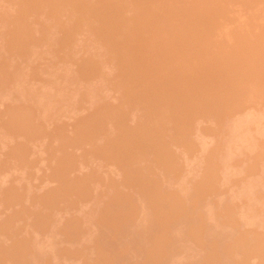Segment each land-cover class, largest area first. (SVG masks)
I'll use <instances>...</instances> for the list:
<instances>
[{
    "label": "rangeland",
    "instance_id": "obj_1",
    "mask_svg": "<svg viewBox=\"0 0 264 264\" xmlns=\"http://www.w3.org/2000/svg\"><path fill=\"white\" fill-rule=\"evenodd\" d=\"M46 1L47 0H45V1L41 0V2H46ZM49 1L50 0H48V2ZM98 1L99 0H89V2L92 3V4H96ZM152 1H153V3L156 1L154 6H151ZM32 2L34 3L35 1L33 0ZM37 2H39V1H37ZM50 2L53 4V5L52 4L51 5L54 6L53 1L51 0ZM198 2L195 1V0H146V5H144L145 7L143 6V9H142V11H143L142 18L146 21L145 22L143 20L145 22V23L143 22L144 25L146 24L147 26L145 25L144 28H142V29L140 28V29L137 30V32L135 33L136 35L134 36V38H136V39L133 38L134 41L132 40L133 43H130L132 41H130L129 43L126 42V45L127 46L132 45V47L131 46L129 47L130 49L128 47H126V48L124 47V46H126L124 44V41H122V43H123L122 46L120 44L121 41H118L120 45L115 42L116 44H114L113 46L119 45V47H118V49L115 48L116 46L115 47H112V50L113 49L116 50V53L113 50L114 51L113 53L115 55V57H114L113 56V53H112V50L110 51V53H112V54H110L109 52L106 53V49H109L108 47H110L111 44L109 46L107 45V48L106 49H105L106 46L103 45L104 42L106 44V42H107L106 40H108V42H107V44H108L110 38L107 39V37H106V40L103 39V43L102 44H100L99 42L97 43L96 39H93L92 38V36L93 37H96L95 34L97 35V38H98L97 30L94 27L95 25L94 24H92V25L90 24V26H93L94 25L92 28L94 30H96V33H94V35H92L93 34V33H91L92 31L89 30V29L92 30V28L89 26L90 28L89 29H86L87 27L85 26V24L87 23V21H85L86 23L84 22L85 24L82 23L85 26V29L84 30H81L82 33L79 34L78 32H80V31H78V32L75 31V32L78 33V35H72L71 34V37L72 36L73 37L72 38L69 37V38L71 40H73V41L67 40V39H69V38H67V39H65V40H67L66 41L67 42L66 44H64L63 41H62V38H63V36H64L65 33L60 28H56L54 30V33H55V36L54 37H57L58 38V41H59V42H57L58 44L55 43L57 45L52 44V46H51V43L50 42L47 43V42L41 40V32H40V30L46 28L48 26V24L51 22V19H50V14H51L50 13V9L44 10L41 13H39L38 15H35L34 14L35 16H33V17H31V15L29 17H26V16L24 17L27 20H28V18L30 20L32 18L33 23L34 22L37 23V24L34 23V24H36L37 27L34 25V27L36 29H35L34 33H32L31 36H30V38H31L30 41H34L33 42L34 45L32 43V46H31L32 49H31L29 47V45L27 46V44H25L27 40H24V38H22V39H20L18 41H16L14 39L16 36H17L16 39L17 38L19 39V37H21L19 35L22 34L23 32L21 33L20 31H18V32H20V34H19L17 31L16 32L14 31L10 35V31H8L9 24L6 23V22H4V20L2 19L1 13H3V12L5 13L8 10L9 11L11 10L13 12V10L16 9L15 7H16V3L17 2L16 1H11V0H0V73H1V70L4 68V66H6L8 68H11V69L12 68L13 69L15 68L17 70V71L15 70L17 72V74L16 73H14V74H16L15 76H17V77H14V78L16 80H20V84H17L19 81L17 82L13 78L15 80L14 82H17L16 83L17 85L12 84V83H14L13 80H12V82L7 81V83H4L3 86L0 85V114H3L4 113V115H5V116H3V115L1 116L0 115V222H1L0 223V226H1L0 227V241H3V243L5 245L2 242H0V243L3 244L4 247L6 246L5 247L6 249H5L1 245L0 246V247H2L1 249L8 250L10 247L14 246V248L12 247L13 250L12 249H9L8 252L10 250L11 251H15V245L18 246L19 243H20V241H23V240L30 241L29 239H31L32 236H33V238L35 236V239H34V240H36L35 243L32 242V241H34L33 238L31 239V242L35 244V245L32 244V246L34 245L36 247V249L33 250V247L32 246H28V247H26V249L28 250V252L29 251L31 252L32 250L33 251L40 250V252L37 253L38 256H39L40 253H45L47 251L45 253V257H46V254L48 252H51L52 254L53 253H57L59 255V256H57V254H55L57 256V258L53 254V256L55 257V259L52 258V259H54L53 260V264H112L114 262V260H115L113 258L116 257L115 256L116 255L115 252H116L117 249L120 248L119 246L121 244L119 245V243H121L122 242L121 241L122 238L125 237L124 231H126V230H124V231L122 230L123 231L122 234L120 232L121 237H122V235H124V236L122 238H120V240H119L118 239L120 237V234L118 233L119 232V229L118 230L117 229H112L113 231H111L110 230L111 227L108 226V223L110 224V222L107 221L106 219H105L106 222H105L104 219H101L100 220V218H99L100 217V214H102V213L104 214L105 212H107V209H109L110 206H111L110 205L109 208H107L108 207V205H107V207H106V204H108L107 203L108 200L106 199L107 198L106 196H108V199L110 200V203L109 204H113L111 206V208L113 209V211H112V209H109L108 211H110V213L112 211L111 214H113L114 211H115V213H118V215L120 214L119 217L116 214V216H112V218L118 217V221H117V219H114V220H116V222L119 223L120 221L125 220V218L127 219L128 217H131L132 216L131 217V222L133 223L132 218L134 220V217H137L136 214L138 212H139L140 216H142L144 214V213L142 214V213H140V211H138L139 207L141 208V210H143L145 208L144 206L146 205V204L144 205V203H147L148 200L151 199L153 196L159 195L158 197L161 198L160 195H164L165 192H168L169 193V191H171V193H172L173 190H175V191L178 190L179 191L180 188L183 186L182 188H184V187L187 188L186 189L187 192L186 191L184 192L185 188L182 191L184 193H187V194L182 195L183 194L182 191H180V194L182 196H185L184 199L187 198V197L189 198V205H186L185 208L191 207L192 208L191 211H192L193 208H195L194 207L195 205H196V209L199 206L200 208L198 210L200 211V213L203 212L204 216H201L202 214L199 213V217L196 218L197 217L198 210H197V213H196V210L195 211L193 210V213L196 214V216L193 217L194 216L193 213H190L188 211V210H190V208H189L187 211L191 214V216H190V214L186 210L185 211L183 210V209H185L183 207L182 208V210H183L182 213L183 212L184 213L182 215H184L187 212L186 213L187 215L185 214L187 218H186V220L182 218V220H180V221L181 222L183 221V223H184V220H185L186 223H187L188 222L187 219L189 218V216H190V219L189 220H194L195 218H196V220H199V218L201 216V217H205L204 219L203 218H200V220L203 221V222L205 220V222H204L205 224L203 222H201V223H198V225L193 226L194 224H197L196 223V220H195L194 221L195 223L193 221H190L192 223L188 222V223H190L189 225L185 223L186 226L183 225V226H185V227H183L182 224L179 223L180 226H182L184 229H186L188 227V230L187 229H186L187 231L186 230H183L182 233H184V232L186 233L187 232V234H190L191 237L193 238V235H192L193 232L196 233L195 230L201 231V233L204 232L203 231L204 230L203 228L204 227L206 228V226H204V225H207L206 223L208 222V224L211 227H213V228H212V231L209 230L210 231L209 233H208V230H206L207 232L205 231L208 234V236L207 235L205 236L204 235L205 233L204 234L202 233V237L205 236L204 239L207 237V241L205 240L206 242L204 241L205 243L202 242V244L203 243L206 244V246L204 245L205 246L204 248H206L207 250L210 249V248L217 249L216 250L217 252L212 250L211 253L208 254V256L211 255L212 252H215V254H217V255L222 254L221 252L223 251V249L225 250V247H226V249L228 251H229L228 248H233V250L230 249L231 251H229V254H230L229 255V258L231 256V254L235 253V252H232V251H236V253L234 255H232L234 257L231 256L233 258V260H236V259L238 260V261H235V264H236V262H241V264L243 262L245 264L247 262H248L247 264H262V263L264 264V259L262 258L264 256L263 255L264 254V247L261 248L263 246L262 244H264V241L262 243H257L258 240L254 239V236H256V235H258L257 236V239H258L259 234H260V237L259 238H264V236H263L264 235V211H263L264 210V155H262V153L264 154V151H262L263 148H264V92H262L264 90V72H263L264 71V68H262V65H261V64L264 63V0H203V1L198 0ZM207 3L208 4H211V5L213 4L212 6H210L213 9H211L209 7L210 10H211V11L208 10V11H210L209 14L207 12V9H208ZM219 3H220V6H219ZM112 4H113V8L115 6V9L119 8L121 10L126 11L128 15L131 14L130 11H127L129 5L131 4V0H113L112 1ZM205 5H207L206 6L207 9H206ZM213 6L214 7L217 6V7L214 8ZM218 7H219V9H218ZM204 8H205V10H204ZM115 9H114L115 13H118L119 10L118 9L115 10ZM5 10H7V11H5ZM177 10H179V11H177ZM12 12H10V13H12ZM178 12H179L180 15H178ZM184 12H186V13L184 14ZM203 12H205V14H201ZM206 12H207V14H206ZM205 15L206 16L208 15V16L206 17ZM27 16H28V14H27ZM199 16H201V18ZM73 17H74V10H73V8L71 6H68L67 9L65 10L64 14L62 15L61 22L63 21L64 23H70V22H72ZM202 18H204L203 19L204 22H202ZM175 19H177V20H175ZM158 20L160 21V23L161 22L162 23H166L167 25L170 26V29L171 30L170 29H168V30L171 31V32H169V31L168 32L171 33V35L168 34L169 36L167 35V37H166L165 35L164 36H158V35L155 36L157 33L155 35L152 34V33H154V31H152L153 30L152 28L154 27V25H156L155 24L156 22L158 23ZM174 20H175V22H174ZM194 20H196V21H194ZM91 21L92 22H95L92 18H91ZM96 21H97V19H96ZM170 21H172V22H170ZM186 21H187V24H186ZM188 21H190L191 23L188 22ZM92 22H90V23H92ZM88 24H89V22H88ZM88 24H86V25H88ZM58 25H60V24H58ZM113 25H114V22H113ZM188 25L190 27L189 28L188 27L186 28V26H188ZM97 28H98V26H97ZM80 29H83V28H80ZM113 29H116V30L118 29L119 30L120 28H118V26H116V27L112 28V30ZM116 30H114V32ZM118 30H117V33H118ZM150 31H152V32H150ZM75 32L73 34H76ZM15 33H18V35H16ZM185 33H187V35L184 36ZM14 35H15V37H14ZM137 35H138V37H137ZM139 36H141V37H139ZM102 37L104 38V36H102ZM164 37H166V39H168V37H169V39L165 43H163V41L166 40ZM60 38H61V40H59ZM91 38L96 42V45L93 42H91V41H93V40H91ZM99 38L101 39L100 36H99ZM30 41H29V43H31ZM69 41H71L72 43L70 44ZM111 42H112V40H111ZM22 43L25 44V46H27L26 47L27 49L30 48V49H28V52L27 53H23V52L19 51L17 48H16V51H10L8 49L9 45H13L14 46V44L20 45ZM61 43H63L64 45H62ZM98 44H99V46L102 45L104 47L101 46L99 48L97 46ZM133 44H135V45H133ZM66 45L68 47H66ZM192 45H193V47H192ZM188 46H190L192 48H190ZM122 47L124 49H127L128 50V53L126 52L127 50H123ZM187 47H188V49H187L188 51L189 50L190 51L192 50V51L191 52H187L186 51V48ZM26 48H25V50H26ZM72 48H73V51H74L73 52L74 53V56H73V53L71 52L73 57L70 56L71 55L70 51H71ZM131 48H132V50H131ZM50 50L51 51H55V52H50ZM118 50L120 52H125V55H122L124 53H122V54L120 53L119 54ZM130 50H131V52H130L131 55L129 53ZM67 52H69L70 58H73L72 60L69 59ZM76 52H77V54H76ZM103 52H104L105 55H102ZM185 52H186V54L188 53V54H191V55L193 53L194 54V57H193V55L192 56L191 55H188V54L185 55ZM43 53H47V54L44 55ZM52 53H54V54H52ZM87 54H89V55L91 54V58L90 59H92V57L93 56H96V55H98V57H100L102 55L101 58L103 59L105 57L106 58L105 60H107V58H108V60H110L112 58L113 59L115 58V60H112V62L115 61L114 63H112L111 61L108 63L105 60H103L102 61L103 63L106 62L109 65L106 66L105 65L106 63H105L104 65L106 67L103 68V73L101 72L102 73V75H101L102 77L106 73H109L110 76L112 77L110 79H113L114 78L115 80L112 81V82L110 80L108 81L107 80L108 78H105L106 79L105 80L104 77L103 78L102 77H99V74H98L97 75L98 76L97 78L98 79L99 78L100 79L101 78L104 79L105 83L108 84L107 85L104 82H103L104 84H102L101 83L102 80H100V79H99L100 81L97 80L96 79V75H94V76L92 75V76H90V78L89 77L87 78L86 77V74L88 76V74L90 75V73L89 72L88 73L84 72L81 69L83 67V65H82V67L80 66V63L82 64L84 62L82 60L86 59V56H87V59L89 58V56ZM99 54H101V55H99ZM106 54H109L111 57L112 56L113 57L110 58V57H108L109 55L106 56ZM116 54H118L119 56H117ZM135 54H136V57H135ZM128 55H130V57H129L130 59L127 58ZM75 56H76V58H75ZM123 56H124V58H123ZM131 56H132V58H131ZM184 56L186 58V61L184 60ZM152 57L153 58L155 57L153 64L151 62V60H152L151 58ZM187 57H189L190 60ZM94 58H97V57H94ZM94 58L92 60L94 61V64L95 65L97 64V62H99V65H100V63H102L101 61H99V60H101L100 58H99V60L97 59L98 61L97 60H94ZM116 58H117V60H119V62L121 61L122 64L125 63L123 65V67H121L122 66L121 63L116 62L117 61ZM133 58H134V60H136V58H137V60L136 61L131 60ZM194 58H195V60H192ZM126 59L127 60H131L133 62H136V66H134V68H131L130 70H127V68H129V67L126 65V62H123V61H127ZM140 61L143 62V64L146 63V62L148 64L150 62L152 65H150V68H148L149 66H147L146 64L143 65L142 63H140ZM187 61L189 62V65L188 64L187 65L185 64V63H188ZM190 61H193V62H190ZM103 63L101 64V67H103L102 66ZM117 63H118V65H117ZM193 63H195V64L197 63V64L196 65H192ZM198 63H200V65ZM113 64L117 65L118 68H116ZM137 64L139 66H137ZM14 65H16V67H14ZM99 65L97 64L96 67H98ZM140 65L142 67H140ZM190 65L192 66V68H194V70H192V68H190L191 67ZM51 66H53V67H51ZM144 66H146L148 68V72L147 71H143V69L146 68ZM153 66H155L156 70L155 69L152 70V68H154ZM195 66H197V67H195ZM139 67H140V69L143 68L141 70V72H143L144 74H145V72L147 74L149 73L148 76H147V74H145V77H144V74L143 73L141 74ZM187 67L190 68V69H187ZM263 67H264V65H263ZM195 68H196L197 71H195ZM78 69L80 71V74L85 75V76L82 75V77L84 78V80L80 76V74H78V76H77V74L74 73V71L77 72ZM80 69L83 71V73H82V71ZM120 69L121 70H125L126 69L127 72L125 70V73H124ZM132 70H134L136 72L129 75L128 71L130 72ZM144 70H147V69H144ZM190 70H192L194 73L192 74V71L190 72ZM65 71H70L69 73H71V71H73L72 72V75L75 74L73 76L74 77L73 79L78 80V79L81 78L80 79L81 82L79 81V83L77 82L78 84L77 83L75 84L74 83V80H73V82H71L72 84L71 83H67L66 80H69L72 75L71 76H68L69 73H67ZM149 71L151 72V74H150ZM153 71H156V72H154L155 73V76L157 75V72H159L160 75L158 74L156 76V78H154V76H152V75H154ZM104 72H106V73H104ZM119 72L120 73L123 72L124 74L122 73L120 75ZM137 72H139V73H137ZM165 72L167 74H165ZM57 73H59V74L57 75ZM60 73L61 74H64L65 73L64 75L66 77L67 76H68V78L70 77L69 79L68 78L65 79V82L66 83L61 82L62 79L61 80L59 79V77L63 78V76H64V75L63 76H59ZM126 73H127V76L128 77L122 78V77H125L126 76ZM172 73H173V75H172ZM138 74H140V75H138ZM134 75H136V76L134 77ZM161 75L163 77H165V78H163ZM166 75H168L169 77H167ZM171 75H172V78H171ZM75 76H77L79 78L77 79V77H75ZM119 76H122V77H120L122 79H119L118 78ZM149 76L150 77L152 76L155 79V81L158 79V76H160V79H162L161 80L162 81V84L160 83V88L157 87V86H159L158 82H160V79H158L159 81L155 82V81H153V78H151L152 81L150 80V82H149L147 80V79H150ZM92 77L93 78L95 77V79H92ZM166 77H167V79H166ZM51 78H52V81L54 80L55 83H56L55 80H60L61 83L59 84V87H60V85H65V86H63V88H65V90L62 87H61V89H59L58 86L55 87V85L53 84V82H51V80H50ZM176 78H177V80L179 82L181 80L180 78H182L183 81H184V79H189V78L191 80H189V81L186 80L184 82L181 80V82H180L181 84H178L179 82H177ZM248 78L250 79L251 82L254 81L253 84L255 86L254 85H251V86H254L252 88H255L256 87L255 88V91L251 88L253 90L251 92H254V93H252L254 95H251V96L254 97V98H252L253 100L250 98L251 97L250 94H249L250 91L248 92V89H249V86H250V83H251L250 81H249L250 83H249L248 87H246V88H248L246 90L248 93L247 92L246 93L244 92L245 94L242 93V91H245V89H246L245 88V83L248 84V82H247L248 81L247 80ZM252 78H253V81H252ZM128 79L130 80V82L131 81L132 82L131 83H129V81L127 82ZM116 80H117V83L118 84L122 83L121 85H123L124 87H122L121 85L119 86L117 83H113V82H116ZM122 80H124V81H122ZM46 81L51 82L50 84L53 85L52 87L53 88L55 87L57 89V90L54 89V90H56L55 92H57L58 89H59V91L63 89V91H61V94L63 96H67V97L70 96L69 97L70 100L71 101L73 100V102L70 105L69 104V100H68L69 98H67L66 100H68V105L69 106H66L65 108H63L62 106L63 105L65 106V104L67 103V101L64 99L66 103L63 102L64 104L61 105V103H59V102L61 100H63V98H61L60 101H59V99H56L58 101H56L54 99V102L55 101H56V103L58 102L59 104L58 103L57 104L59 106H61L63 109H65V112L63 110L62 111V114L59 115V117H60L59 119L58 118H55V116L53 115L55 120H57V119L59 120V121L57 120V124H59V123L61 124V125H58L59 127L56 126L57 125L55 123L56 121L53 122L54 119H51L52 122H51V120H50V122L47 119L45 120V118H47L45 116V114H48L50 112L44 113V116H45L44 118L42 116L43 114L40 115V116H42L41 119H40V117L38 116L39 115V111L36 110V108L37 109L39 108L38 103L41 100L45 101L44 99H45V97H47V95L45 94V92L49 88H51V85H50V87H47V84L48 83ZM68 82H70V80ZM108 82H111V83H113V85L114 84H116V85H114V87H113V85L112 86H109L111 83H108ZM125 82H127V83H125ZM128 83L131 85L130 87L127 86V85H129ZM151 83L154 85V87L151 85ZM183 83H185V84H183ZM8 84H9V86H8ZM94 84H96V85H94ZM97 84L101 88H99ZM91 85H94V88L97 86L96 89H94L93 86H92L91 92L93 91V89L99 91V92L96 91L98 93V95L96 96V98L94 97L95 96L94 93H96V92H92V93L89 92L90 94L89 93L87 94V91L86 90ZM155 85H157V86H155ZM179 85H182L183 87L186 86V88L189 85V88L192 87L193 89L190 88V90H189V88L186 89L184 87V89L182 88V90H181V87L182 86L180 87ZM118 86H119V88H118ZM132 86L135 87V89H133ZM150 86H152L153 88H155V91L153 89H151L152 87L150 88ZM243 86H244V90L241 89V87H243ZM19 87H21L22 90H20ZM126 87H129L130 90H134V93H136L134 96L131 95L132 102H131V98H128L129 96H127L128 100L126 98L127 101L124 100V98H122V94L123 93H121V92H123V90H125L124 91V94H125L126 91H127V89H128V88L126 89ZM199 87H201V88L203 87L202 90H200L201 88H199ZM117 88L118 89L122 88L123 90L120 89L119 90L120 92H119L117 90ZM177 88H179V89H177ZM23 89H24V93L22 92L20 94V91H23ZM156 89H157V91L159 90V92H161V89H162V93L161 94H163V96L159 92L157 93L156 92ZM175 89L178 91V93L180 91H183L184 90V93H186V95H190V94L193 93L192 97L195 96V98L193 97L194 98L193 99L191 97V95H190V100L191 99L194 100L195 101V104H197V101H198L199 105H201V107L199 105H196L197 107L199 106L198 108L200 110H198V112H197L198 114L196 113L197 115H195V107L196 106H195L194 102H192L193 104L189 103L188 106L191 107L192 109L189 110V107L187 106L188 110L186 111V107H185V111H186L185 114H188V117H185L184 120L182 119V117L181 118L179 117V116H183V109H184V107H183V109H182V106H181V108L179 107L178 108V111L175 112V114H173L174 117L176 115H178V117H179V118H177V116H176V118L174 120L175 122L178 121V120L176 121V119H180L179 122L181 121V119L183 120L182 121L183 123L181 122L182 123L181 126H180L181 123L180 124L178 123V126H179L178 128H181L182 129L181 135H183V133L186 132V133H184L186 135V137H184L183 140H180L183 136L178 135L181 138L180 139L178 137H176V138H178L180 141H178L176 138L175 139L178 142L177 141H174V138H172L171 136H177L176 135V132H175V129H174L175 128L174 126H177V125L172 122L174 124V126H171V127H173V129L171 130V128H170L169 131H168V129H169L168 127H167L168 129L167 128H165V129L168 132V134H169L170 131H171V133H172V131H174L175 134L173 135V133H174L173 132L172 135L169 136L170 134L167 135V133H165L166 131L164 133L166 134L167 137L169 136L168 140L171 138L172 141L171 140L170 141L171 142L174 141V144H172V150H171V148L169 150L170 151V155L173 152V154H172L173 156H170L168 154L170 156V158H169L167 156V153H165L168 158L165 157V156H164L165 157L164 158L163 157V155H165V154H163L164 152L163 153L162 152H159V153L157 152L158 154H160V153L163 154V155L161 154V156L157 154L159 157H157V155H154L156 152L153 153L154 156L153 155L151 156V154H150L149 151H145V152H147L146 153V156H147L146 159L143 158L145 160V163H146L145 164L144 161L142 163H140V161L143 160L142 157L143 156L145 157V154L144 155L143 154L140 155L141 152H139L138 155H140V157L141 156L142 157L140 158L141 160L137 161L138 160L137 158H139V156L137 157V154L135 155V153H137L138 151H134L135 150L134 149L133 150L134 153L133 152L132 153L134 154V157L136 156V159L135 160L137 161V164H135L134 163L135 160L134 161L132 160L133 159L132 154H129V157H128V153H131L132 149L130 150V152H128V150L127 151L123 150V149H125V147H124V145H123L122 142L125 141L124 144H126V142H127L126 140L131 139V137L133 136L134 133L135 134L139 133L140 132L139 128H141L140 126H142L143 124H144V126H146L148 124V123L147 124L144 123V122H148V120H147L148 118L147 117H149V122H151L150 118H152V117H150V116H152L153 108H152V110L150 109L152 111L151 113L148 110L150 107L147 110L145 109L147 111V113L144 110V106L145 105L149 104V105H147V107L148 106H151L150 103L147 102V101H149V98L148 97H152L151 95L154 96V94H156V96H155L156 98L154 97V99H156V100L158 99V100H161V101L163 99L164 101H166V100H168L166 98H170L171 97L170 93H172L173 95H176V93H175L176 90ZM185 89H186V91H185ZM203 89H205V90H203ZM256 89H257V91H256ZM260 89H261V91H259ZM17 90H19V92ZM50 90H52V88ZM151 90H153L154 94L148 95V93H151L152 92ZM191 90H193V92ZM197 90H198V92L199 91H202L203 100H204V96H205V99H206L205 102H207L208 105L210 103H212L213 105H215V102L218 101V100H219V102L216 103L217 105L222 102L218 107H217V105H215L218 108V110H216V107L214 109V106H213V110H212V107L210 106L212 104L209 105L211 108H208V106L206 107L207 104L204 103V101L203 102H199V101H202V97L198 94ZM206 90H207L208 94H205L206 93ZM88 91H90V89H88ZM53 92L54 91L52 90V93H50L52 95H49V92H48L49 97L52 96L51 97L52 99H53V96H54L53 95ZM187 92H189L190 94H188ZM216 92L217 93L218 92H221L220 94H222V95L224 94L223 95V99L217 98L218 100L214 101V99L216 98V97H214V99L212 98L210 100V98H209L210 94L213 93L215 95ZM58 93H60V92H57V94ZM165 93H169V95H168L169 97L168 96H165V95H167ZM194 93H195V95H194ZM199 93H201V92H199ZM256 93L257 94H260V95H258V97H256L257 96ZM22 94H25V96H26V94L29 95V96L30 95L32 96V94H33V98L32 99L35 100L36 102L39 101V102H37V104H35V108L33 107L32 102L33 103H36V102H34L32 100L31 101L30 100L25 101L26 99L31 98V96L30 97L27 96V97H29V98H27L24 95L22 96ZM61 94H59V95H61ZM91 94H94V96H92ZM124 94H123V97L124 96L126 97V95H128V94H126V95H124ZM196 94H198V97H196L197 96ZM213 94L210 97H212ZM220 94L218 93V94H216V96L218 95V97H222V95H220ZM42 95H43V97H44V95H46V96L42 99ZM89 95H91L92 97L89 96ZM243 95H245V96H243ZM61 96H59V97H61ZM145 96L148 98V100L145 99ZM225 96H227L226 99L228 100V102L230 101L231 104H234L233 106L232 105L230 106V103L226 102L227 100L225 99ZM246 96H249L250 99L248 98V100H247ZM161 97H162V99H161ZM200 97H201V99L199 100ZM197 98H198V100L196 101ZM242 98H245V99L244 100H241ZM48 99H50V98H48ZM208 99L210 100V102H209ZM144 100H146V101L144 102ZM158 100H157V102H158ZM220 100H221V102H220ZM238 100H240V102L241 101L242 102L241 103L239 102L240 104H237L236 105V108H235V103L234 102L237 101L236 103H238ZM28 101H30V103H31L32 106L31 105L29 106V102ZM161 101H159V103L157 105H159L160 103L163 104L162 102H164V101H162V102ZM155 102L156 101H154L153 104H155ZM40 103H42V101ZM52 103H53V100H52ZM202 103H203V105L205 104L204 107L202 106ZM26 104L30 107V108L29 107H26V108H29V110H27V111H31L30 109H32V108H33V110L35 109V113L34 112H30V114L33 113L32 117H31L32 122H34V120L36 118L35 116L38 113L37 117H39V119L38 118L37 119L39 120V122L36 120L34 122V124H37V125L40 126L41 124H39V123L42 122V125L40 126L41 128L38 127L40 129L39 132L41 131V134H42V130H43L44 133H45V130H46V132L48 133V134H45V136H39V135H41V134H39L38 135L39 136L38 140L36 138L38 136H35V133H34V130H35V132H36V130H38L37 128L36 129L33 128L34 130L33 129H30V128H32V125L30 126V124H29V127H27L28 130L26 132L25 131L26 129H24L22 126H20V123H19L20 117H18V115H17V114H19L18 113V111H19L18 106L20 108H24L26 106ZM20 105H24V107H22ZM40 105H43V104H40ZM116 105L117 106L119 105L118 108L120 110L118 108H116L117 107ZM133 105L135 107H137V109H139V110L137 111V109ZM192 105L194 106V108H193ZM53 106H56L55 103H53ZM111 106H116V107H114V109H117V113H118V115L116 114L115 119L113 118V120H111V123L109 122L111 125L114 126V129L115 130H113L111 126L110 127L108 126L110 128V129H108L107 124H106V127L104 126V130L105 131H107V130L109 131L110 130V132L112 134H113L112 131H114V132H116L114 134L117 135L118 131L119 130L121 131L122 127L125 126L124 128L127 127L126 128V132L123 129L124 132L122 134V131H121V138L122 139L124 137H127V135L124 136V134H127L128 133L127 130H129L128 135L130 134V131H133L134 133L131 132L130 136H128L127 138H124L123 140H121L120 138L117 140V138H116V142H117L118 146L123 147V149H122L123 151L121 150V153L123 152L122 154H124L125 156L122 155V157H121V154L119 156V155H117L116 153L113 152L115 155L112 154L114 156V158L112 160V155H111V153H109V156H111V158L107 155L108 156V159L110 158L109 161H108V159L107 160H104V159L107 158V156H105L107 153L104 154V155H100V151L97 152L95 150L98 146H96V147L95 146L94 147L92 146V144H93L94 141H96L95 144H97V140H95L97 137L95 139H92V138H94V133H93L94 132V129H92V127L90 129L87 127V129H88L87 131L88 132L86 130L83 131L82 129L83 128H86L85 125L88 126L87 124H88L89 121H90L89 123H91L92 122L91 120H94L93 117L96 116V114H97L96 112L100 111L101 114H103L104 111H105V113H106L107 108L113 109V108H111ZM237 106L239 108H237ZM10 107H12V108L14 107V108H16V110L17 109L18 110L16 111L15 109H11ZM100 107L103 108V112H102V110H99ZM132 107H134V109H136V111H134ZM147 107L145 106V108H147ZM205 107L208 110L211 109L210 110L211 112L210 111L203 112L204 109L206 110ZM26 108H24L23 110L25 111ZM8 109L10 111H8ZM56 109H54V110H56ZM58 109H60V108L58 107ZM180 109H182V110H180ZM197 109H196V111H197ZM191 110L192 111L194 110V112L191 113L190 112ZM36 111H38V112L36 113ZM58 111H60V110H58ZM131 111H133V113L136 112L135 113L136 114L135 117H134L135 114H133V113L131 114ZM180 111H181L182 115L179 114ZM216 111H218V112H216ZM219 111L222 114H219ZM55 112H54V114L56 115ZM148 112L151 114L150 116H148ZM213 112L214 113L216 112V114L215 115H210ZM229 112H230V114H229L230 116L227 115ZM99 113H98V115L95 118H99L98 116H101V117L103 116L101 114L99 115ZM144 113L147 114V117H145V114ZM15 114H16V117H14ZM50 114H53V113H50ZM92 114H94V116L91 117ZM185 114H184V116H186ZM28 115H29V113L27 112V114L25 115V117H29ZM139 115L140 116L143 115V117H137ZM153 115H154V112H153ZM225 115H227L228 117L226 116L227 117L226 118ZM53 116H52V118H53ZM48 118L50 119L49 116H48ZM83 121L84 122L86 121L85 124L83 123ZM117 121H118V123H117ZM36 122H38V123H36ZM3 123H5V126H4ZM117 124H118V126L120 124H122V125L119 126V128H116V127H118V126H116ZM170 124H169V126H170ZM37 125H35V126L37 127ZM79 125H81L80 126L81 128L79 127ZM144 126L141 129H143ZM3 127H6V129L3 128ZM59 128L60 129L62 128L61 129V132H63V135L65 133L64 137L67 136L66 137L67 139L65 138L66 140H64V137H61L60 136L62 133L60 135L58 134V133H60V130H58ZM54 129H56V130H54ZM116 129H119V130L117 131ZM137 129H138L139 132L137 131ZM181 129H179L180 132H181ZM53 130L55 131V135H56L55 137H54V132L52 133ZM21 131H22L23 134L21 133ZM29 131H31V132L33 131L32 132L33 134H31V132L29 133ZM56 131H58L57 134L59 135V137L57 136ZM89 131H91L92 134ZM50 132H51V134H49ZM101 132H103V131H101ZM110 132H103V133H106V134L108 133L110 135L111 134ZM28 133L30 134V136H32V135H33V137L35 136L34 138H36V139H34V140H36V141H32V137H31V139H30V137H27V136H29ZM37 133L38 132H36V135H37ZM82 133H83V135L85 134L84 135L85 137L82 135ZM87 133H89V134H87ZM97 133L98 132H95V136L98 135ZM24 134H26V135L24 136ZM77 134L78 135L80 134V135L78 136ZM114 134H113V136H114ZM135 134H134V136H135ZM165 134H164V136H165ZM89 135H91V136L93 135V137H90ZM80 136L81 137H84L86 139H83L82 138L83 139L82 140V139H80L81 138ZM86 136H88L89 139H87ZM108 136H107V138H108ZM166 136L164 137V140L165 139L167 140V137ZM76 137H78V138H76ZM99 138L102 139V135H99L98 140H100ZM105 138L106 137L103 136L104 142H105V140H107ZM140 138H141V136L139 135V139L136 137V140H140V142H141V139ZM77 139H80V141L79 140L78 141L81 142V144H79V142L77 141ZM90 139H92V140H90ZM134 139H135V137H134ZM68 140L70 142L71 141H74L73 144L70 143ZM119 140L121 141L120 143H118ZM143 140H144V138H143ZM166 140H165V143H168L167 142L168 140L167 141ZM86 141H87V143H86ZM62 142H65V144H68L69 146H66ZM75 142H77V146H79V145L80 146L77 147ZM82 142L83 143L85 142V144L82 145ZM98 142L100 143V146L101 145H104V143L101 144V140L98 141ZM121 143H122V146L120 145ZM134 143H135L136 146L140 144L139 141H135V140H134ZM150 143H151V141H150ZM168 144L170 145L169 147H171V143L169 142ZM23 145H28V147L24 146L23 150L22 149L20 150V148H22ZM72 145H74V147H70ZM64 146L67 147L66 150L68 149V147H70L68 150L72 152V153L70 152V154L72 155V156L70 155L71 157L69 156V154H67V151L68 150L65 153L67 155H65V154H63L62 156L60 155L63 151H65V148H64V150L62 149ZM220 146L222 148H220ZM25 147H26V150H25ZM217 147H219V150H217V151H219L220 153L219 152L216 153L217 151H215V149H218ZM27 148H28V151H27ZM59 148H61V150ZM220 149H221L222 152L220 151ZM18 150L20 151L19 154H21V152H22V154H24V153L26 154L27 153L26 155L24 154V156H25L24 159H26V160L21 159L19 161L18 160L19 158L18 159L16 158V157H19V154H16ZM97 150H98V148H97ZM136 150H139L138 149V146H137ZM140 150H141V148H140ZM59 151H61V152H59ZM93 151H95L96 154L93 153ZM126 152H128L127 153V157L128 158L126 157V154H125ZM148 152H149V155L152 157V159L155 158V156H156V159L158 158L157 160H159V161L160 160H163L164 161V159L165 160L170 159V160H168L169 161V164H168V161H167L166 164H168V165L165 164L164 167L161 165L162 163H164L163 161L161 163V162H158L157 160L155 161V159H153L154 161L152 159H151L152 161L150 160L151 162H154V163L158 162L157 163L158 164V167L165 168L164 170H162L160 168H159L160 170L155 168V170H156V172H155L152 167H154L156 164L153 166L152 163L148 164L149 166H147L148 167L147 170L144 169V171L146 173H147V171H149V169H150L149 172H152V173H150V176L152 174V178L148 176L149 177L148 179L151 182V184H149V185L152 186V184L154 182L152 183L151 180H154L155 177L158 176L157 179H161V181L160 180L159 181L161 182V184H162V181H163V184L165 185V186H163V184H162V187L161 188L163 189V187H166L165 189H167V191H165L163 189L165 191L163 193L161 191L160 187L157 186L158 188L156 187L157 188L156 191L158 189H160L159 192L158 191L157 192L158 193H161V192L163 193V194H158L155 191L154 186L151 187L152 189L154 188L153 190L155 192L153 190L152 191L154 192L155 195H152L150 198H149V196H147L148 197V200H147V197H145V196H142V198H140L141 197V194L140 193H142V190L140 192V189H142L143 183H144L145 186L147 185V183H149V182H147L148 180L145 178L147 176V174L143 171V168L144 167L146 168L145 165H147V160L149 161V158H150V157L148 158V155H147ZM213 152H215V153H213ZM56 153L58 154L56 156V158L58 156H61L62 158H66V157L69 156L68 159H71L70 161H67V159L64 160L61 157H58L57 158V160H59L58 163L60 162L61 159L63 161H65V162L63 163V161L61 160L62 163L61 162L60 163L62 165L57 164V163L55 164V166H61V167H58L59 170L61 169L60 170V174H61V176H63V175L65 177L67 176L66 178H62L61 176H59L58 175L59 174L58 168H56L54 166V163L53 162H56L57 161V160L56 161L53 160V158L55 157V154ZM97 153H99V154H97ZM22 156L23 155H20V157H22ZM101 156H102V160L99 159ZM176 156L178 157V161L177 162L175 161L176 158H177ZM117 157L121 158L120 160H122V161L125 158L126 159H131L132 160V163L134 165V167L133 166L132 167L133 168H136L137 170H140L141 169V167H140L141 164L142 165L144 164V167H142V170L141 171H142V173L145 174L144 175L145 177H143L142 173L141 174L139 173L140 171H138L139 174L137 172L136 173H132V174H134V177L139 178V179H137V181H139L140 178H144L147 181H145L144 179L143 180L145 182H147V183H145L144 181H143V183L141 182L142 184L139 185L140 187L142 185L141 188H139V186H138L139 183H136L137 185H135V186L138 187V189L134 185H132V184L135 183V182L132 183V180L134 178L131 181H129V179H128L130 177V173H131V172L129 173V171H130L129 169L131 167L130 166L131 165V161L130 160H124L123 161L125 163L124 164L122 161H121L122 162L121 163L120 160H117V159H119ZM130 157H132V158H130ZM172 157H174V158H172ZM72 158L74 159V161H73ZM27 159L30 162V164L32 163V167H28V165H30V164H28L29 162L27 161ZM114 159H116L119 163L116 160L114 161ZM172 159H174V161H175V163L177 165L174 164V161ZM241 159H245L246 162L245 161L242 162ZM22 160H24V161H22ZM21 161H22V163L23 162L24 163L26 162V165L27 166H24V163H23V165H22V163L20 164L19 162H21ZM31 161H33L35 164L33 162H31ZM71 161H73L75 164H73V162H71ZM237 161L240 164H237L236 163ZM113 162H115L116 164L113 163ZM65 163L67 165L69 163V165L64 168L63 165ZM120 163H121V165L119 167V164ZM170 163H171V165H173V166L175 165V166H177V168H179V172L178 173L179 174L181 173L180 174L181 175L180 176L181 178L178 177L179 180L178 179L175 180L176 179L175 177L177 175H179L178 173H176L178 171V169L176 167H174V168L173 167H169L170 166ZM51 164H53L54 167ZM71 164L73 165V167L71 166ZM76 164H77V167H76ZM122 164H123V167H122ZM128 164H129L130 167L127 166ZM135 165H137V167ZM138 165H140V166H138ZM150 165H152V167ZM125 166H126V168H128V167L129 168L126 169ZM166 166L168 168H171V169H169V170H171V172L173 170L172 175L174 174L175 177L172 176V175L171 176L174 177V178L170 179L171 176H170V178H168L169 176L168 177L165 176L166 178H163L164 177V174H166V173H163V171L164 172L165 171L168 172V168H166ZM70 167L72 168V169H70L72 171H69L68 168H70ZM121 167L124 169L123 171L120 170V169H122ZM150 167L153 169L152 171H151V168ZM54 168H56L57 170L54 169ZM174 169L175 170L177 169V170L175 171ZM125 170H129V171L127 172ZM94 171H96V173L98 172V174L100 176L101 175L102 176L100 177ZM62 172H64V174ZM69 172L70 173L72 172V173L70 174ZM122 172L129 173L128 177H127V174H124ZM259 172L260 173L262 172V173L260 174ZM56 173H58V174H56ZM90 173L92 175H90ZM256 173H257V175L258 174L259 175L257 176ZM69 174L71 175V178L67 179L68 177H70ZM135 174H137L139 177L138 176H135ZM262 174H263V176H262ZM93 175H94V177L97 176L98 178H102L103 177V181H102V179L101 180L99 179L100 181L97 180L96 179L97 177H95L93 180H91V178H93L91 176H93ZM140 175L142 177H140ZM169 175H170V172H169ZM260 175L263 178L262 177L259 178ZM51 176H53V177H51ZM86 176H87V178H86ZM153 176H154V179H153ZM84 177H85L86 180L83 179ZM89 177H91V178L88 179ZM132 177L133 176H131V178ZM72 178H73V181L74 182L71 181ZM202 178L207 179V181L209 180V182L212 180L210 183H213L214 184V185L212 184L214 186V188H213V187H211L212 185L210 183H208V182L207 183L205 182L206 185L204 183H202L203 186L205 185L204 186L205 190L203 189L204 192H207L209 194V190L214 189L212 192L210 191L211 195H208L209 197L207 196L208 198L205 199L206 202L205 201H199V200H204V198L203 199H201V198L199 199L198 198V197H200L199 194L202 193L201 192L202 189L201 190H198L197 189V187L199 188L201 186L200 185L201 182L199 184L197 182L201 181ZM54 179H57V181L54 180ZM66 179L69 180L68 183H70V185L67 183V180ZM59 180H60V182H59ZM61 180H62V182H61ZM94 180L98 184H95ZM124 180H126L127 183L128 182H131V185L133 186L132 190L134 191V187H135L136 188L135 189V192H136V190H138V193L140 192L139 193L140 196H137V194L135 196L132 195L133 194V193L131 194V191L132 190L129 189L130 187L128 186V184H126V182ZM135 180H136V178L134 179V181ZM213 180L215 182H213ZM248 180L251 181L250 182L251 185L248 182ZM78 181H81V182L78 183ZM85 181H87V182H85ZM88 181H93V182H90V183H94L95 184L93 186L94 187L93 190H91L92 189V187H91L92 184H90ZM97 181H99V182H97ZM140 181H142V179ZM252 181H253V183H252ZM63 182L66 183V186L63 185L66 188H64L62 186V184L60 185V183H63ZM155 182H158V180H156ZM65 183H63V184H65ZM80 183H82L83 186ZM116 183H118V184H124V186L123 185H120V186L118 185L119 187H122V188L120 189L117 186L118 187V189H117ZM67 184L69 186L68 188H70V189L67 188ZM154 184H156V183H154ZM161 184L158 182L157 185H160L161 186ZM197 184L200 185V186H198ZM208 184L211 185L209 187L210 189L209 188L207 189V187H208L207 185ZM248 184L251 187H249ZM22 185L25 186V187H23ZM84 185H86L87 191L90 190V191H88V193H90V195L88 193H86L87 192L86 191V187H85V190L82 189V187L84 188ZM112 185H113V189H112ZM126 185L128 187H126ZM149 185H147V186H149ZM14 186L15 187L17 186V187L15 188ZM19 186L22 187V188L19 189L20 188ZM59 186L60 187L62 186L61 189H64L65 191L68 190V191H66L67 192L66 195H62L65 191L64 190H63V192L60 191ZM77 186H79V187H77ZM145 186L143 188H144V190L145 189L147 190V188ZM114 187L117 189V191H119V192L116 191V195H113L115 193ZM11 188L12 189L14 188L13 191L11 190ZM77 188H79V190ZM80 188H81V191H80ZM201 188H202V186H201ZM15 189L18 190V193L20 192V193H23L25 195L29 193L27 196H30V198H32V195H33V199L30 200V198H27L28 199L27 202L25 200L23 201V198H26L27 196L24 197L23 194H16L18 196H15V194H14L15 193L14 192ZM56 189L58 191L57 194H61L62 193L61 196L63 198L60 197L59 199H61V198L63 200H66L67 199L66 202H67L68 205L71 204V203H73V204L69 205V208H67V210L64 207H62L64 209L61 208V206H64L66 203H64L63 205H61L60 202L63 203L64 201L63 200H57L56 198L58 196H60V195L57 196L56 193H54L57 196L55 199H56V201H59V203L57 202L59 205L56 204V201L55 200H54L55 202H53L52 205H50L51 204L50 203V200L49 201L46 200L47 199V196L49 197V195L51 194V190H52V192H53V190L55 192H57ZM75 189L77 191H80L79 192L80 194L77 191H75ZM122 189H125V190H123L124 193L126 192V190H130V191H128V192H130L129 194L132 195V196L131 195L130 196L133 197V199L135 198V200L138 199V197H139L140 202H141V199L144 200L143 197L146 198L147 201L146 200L143 201L144 202L143 204H142V202L141 203L138 202L140 204V206L137 204L139 206L138 208H137L136 202H135V204H133L134 207L136 206V208H137V210H136V208H134L135 209L134 212L138 211L136 214L135 213L134 214H131L130 208L126 209V207H127V206H125V205H127L126 203L124 204L125 209L123 207L124 210H122V207H121L122 205L116 204V202H114V203L111 202V199H113L115 196H117V193H120L121 195L124 194V193L123 194L121 193ZM69 190H70V192H69ZM71 190L73 192H71ZM82 190L85 191V192H82ZM146 190L143 192V194L146 192ZM206 190H208V191H206ZM91 191L93 192V194L95 196V199L92 198L93 194H92ZM152 191H150V192H152ZM8 192H9V198H10V200L16 201L15 200L16 198L19 199L21 197L22 199H19V201L22 200L23 203L25 202L27 205L24 203L25 204V206H24L22 204V201H20L19 203H18V201H16L15 202V205L14 204L12 205V202L9 200L8 195H7ZM128 192L125 193V194H128ZM150 192L148 191L149 194H150ZM174 192L172 194L175 195L176 192L175 193ZM197 192L198 193L200 192V193L198 194ZM204 192L202 193L203 194V197L204 196L206 197V194L207 193H204ZM5 193H6V195H5ZM46 193H50V194L47 195ZM68 193H69V195H71L70 196L71 198H69ZM177 193L179 194V192H177ZM12 194H14L13 197H16L15 199L12 198ZM35 194L37 195L36 198H39L38 196H40V198H41V196L43 198H45V197L46 198L45 199H41L43 201L39 202L40 200L37 201V199L34 197ZM81 194H84V195H81ZM87 194L89 196V199H88ZM105 194H106V196H104V197H105V199L107 201L104 200L105 202L103 203V205H105V207L102 204H100V205H102L103 208L101 207L100 210L102 212L99 214L100 211H98L97 209H98V207L100 208L99 203L102 202L103 200L100 201V202H98V200L100 198L103 199V195H105ZM107 194H109L110 196L113 195L114 197L113 196L109 197V195H107ZM120 194H118V195H120ZM145 194H147V193H145ZM10 195H11V197H10ZM45 195H47V196H45ZM181 195H177V196L175 195V197L178 198L180 196L179 199L182 198L181 199V202H183L184 200H183V197H181ZM3 196L7 197L8 200L6 198H4ZM64 196H67V197H64ZM79 196L80 197L83 196V198H80ZM84 196H85V198H84ZM156 197L153 200L151 199L153 201V203H152V201L149 200V202H151V204H149V205L155 204L158 201L159 202V205H163L164 204V206H165V203L166 202L165 203L163 202V201H165L164 199H166V201H170L169 199L171 198V197H169V195L167 196V197H169L168 200H167V198H163L162 197L163 200L160 203V201H159L160 199L157 198L158 199L157 200ZM188 198L186 199V203L188 201ZM3 199H6L5 202L3 201ZM69 199L72 202L69 203ZM133 199H132V201H133ZM32 200L33 201L36 200L37 202L40 203V205L42 204V206H39V205L37 206L35 204V201H34V204H33V201ZM44 200H46L45 202H47V204H45ZM117 200H118V198L116 199V201ZM154 200H156L155 203H154ZM8 201L11 202V204L10 203H7ZM73 201H75V202H73ZM119 201H120V199H119ZM119 201H117V203H119ZM198 202L199 203L202 202V204L198 205ZM75 203H76V205H75ZM183 203H185V202H183ZM250 203L253 205L252 207H254V208L258 209V210H259V208L263 209V210H261V211H263V214L262 215L260 214V216L258 217V215H256V213H258V210L257 211L255 210V212H256L255 213V212H252L251 211L252 210L251 207H250L251 210L249 209V207L247 208V206H248L247 204H249V206H250L251 205ZM34 205H36L37 207L34 206ZM45 205H48L47 206V209L50 206V210L51 211L47 212L49 209L47 211H45V212L44 211H41L40 209L43 208V207H46ZM56 205H58L57 206L58 208L61 205L60 206L61 211L58 212V210H60V209H58L56 211L57 213L55 215L54 214H49L50 212L55 211L54 210V207H56ZM68 205L66 207H68ZM73 205H74V207H73ZM96 205H98V207H96ZM141 205H143V207ZM28 206L30 207L28 209L31 211V213H29L30 211L28 212L29 214L26 211H24V207H28ZM75 206H76V208H75ZM147 206L148 205H146L145 211L149 209ZM94 207L97 208L96 209L97 211H94L95 210ZM151 207L153 209V205ZM151 207H150V210H151ZM154 207H155V205H154ZM33 208H35V209H33ZM104 208H105V210H104ZM25 209H27V208H25ZM28 209H27V211H28ZM43 209L46 210V208H43ZM52 209H53V211H52ZM55 209H57V208H55ZM69 209H71V210H69ZM92 209H93V212L94 213H96V212L98 213V214L97 213L95 214L97 216H95L93 214L95 216V221H97V219H98V221L99 220L100 221H103L104 220L102 222V224L99 223L98 226L103 225L105 227L104 223L105 224L107 223V226L106 227H108V228H106V229H109L110 228L109 230L112 233H114L115 235H117V236H113V234H111V232L108 231L111 234V236L109 238V241H108L106 239H108L107 237H109V235L106 234V232H105V234L107 235L106 239L104 237L105 236V234H104L105 229H102L103 232H99L100 234L101 233L104 234V236H102V237L105 239L106 242L108 241L110 243V244L108 243V245H110V246L114 243L113 242V239L115 237H118L117 238L118 240L117 239H114L115 241L116 240L119 241V243H118L119 246L116 243H114V245H113L114 248H115V246H118V247L115 248V252L112 251L110 247H107V245H106L107 243L106 242H103L105 244L102 243V238L99 240V237H101V235H103V234H101L99 236V234H97L98 233L97 232L98 229L96 228L97 225H95L96 222H94L95 224L92 223L94 221L93 216L90 214V212H91ZM33 210H39V211H36V213H39V218L43 215V218H40V220L42 219V222L41 223L38 220L39 218H37V215L38 214L36 215ZM125 210L127 211L128 214H130V216L126 217L128 214L126 215L124 213ZM18 211H19V215L16 214V213H18ZM23 211H24V213H23ZM261 211H259V212L262 213ZM42 212H43V214H42ZM141 212H144V211H141ZM26 213L29 216H30V214H33L34 213V215L36 216L37 219L34 218L35 221H33L34 219L32 217H35V216L32 215L29 218L31 220H29L27 218V216H25ZM53 213H55V212H53ZM147 213H149V212L146 211L145 214H147ZM253 213H255L256 216L253 217ZM20 214L21 215L23 214L25 217H23V215L20 216ZM40 214H41V216H40ZM47 214L49 215V217L48 216H45ZM123 214H125L126 216L123 215ZM188 214H189V216H188ZM113 215H115V214H113ZM172 215L173 214H171V216ZM14 216H15V218H14ZM89 216H90V218L92 216L93 221L90 220ZM121 216H123V218ZM140 216L138 217V220L144 226V222H145L146 219H144V216H143V217H141V218L144 219L142 221L141 218H140ZM152 216H153L152 214H151V216H146L145 215L146 218H148V217L151 218ZM183 217H185V216H183ZM20 218H22V219H20ZM46 218L49 219L50 222ZM75 218H76V221L78 220L79 222L78 221L76 222L74 220ZM6 219H7V221H5ZM10 219H12L11 221H13V223L11 221H8ZM13 219L14 220L17 219V221L15 222ZM25 219L31 222V225L28 227V229H27V227L22 228V226L24 227L25 223L27 225V222H26ZM52 219H54V220H52ZM70 219H73V221L76 224L79 223L78 225L80 226L79 227V226L75 225V223H74L75 226L72 225V227H75L76 228V226H77V229H78L79 232L81 230H82L83 233L85 232L84 236H80V234L82 232L81 233H78V231L75 229L77 231V232H75L77 234L76 236L79 237V238L81 237L80 239H76L75 241L70 240V238L71 239L73 238V236H74L73 234H72L73 236H71L70 238L67 236L68 234L70 236V234L72 232V229H74L72 227H69L70 226V223L68 225L69 228L66 227V225L68 224V222H69ZM152 219L153 218L148 219V220H150L148 222L150 223ZM3 220H4V223H3ZM37 220H38V222H37ZM43 220H45V221H43ZM46 220L48 221V223H49L50 226H48V223L46 222ZM138 220L137 221H134V223L136 222V224H137V222H138V224H140ZM155 220H156V217H154L153 221H155ZM200 220H199V222H200ZM52 221H54V222L52 223ZM98 221H97V224H98ZM180 221H178V222H180ZM8 222L9 223L11 222L12 225H14V223H16L14 226H12V225L10 226L12 228L14 227V230L15 231H12L13 230L12 228H11V230L8 229L9 228ZM32 222L39 223L40 225H42V226H39V228H41V227L42 228H46V231H48L47 230L48 228L45 225L47 223V226L50 227V228H53V230H50V231H52L51 233H49V232L48 233L47 232L46 233H43L45 229H43V230L38 229V230H40V232H38L35 229L37 227H34L35 225L38 226V224L37 223L36 224L33 223L34 225H32ZM225 222L226 223H229L231 225H233V223H235V226L233 225L234 227L231 228L230 225L228 226V224H226ZM42 223H44V224H42ZM149 223L148 224H145V225L148 226ZM222 223H224L225 225H227V227L224 224H222ZM28 224H30V223L28 222ZM71 224H73L72 221H71ZM138 224H137V226L134 225V224H133L134 226H132V224H131V226L134 227L133 228L134 230H132L131 229L132 227L130 226V227H128V231L129 230L136 231L137 230L136 229L137 227H140V226L142 227L141 224H140V226H138ZM158 224H159L158 222H155V224H154L155 226H153V224H152L153 227L149 225L150 227H152V230H153L152 232L153 233H156V232L159 231L158 229H160V227L157 228V229L154 228V227L160 226ZM179 224L177 226H175L174 224H172V226H174L176 228H179L180 227ZM201 224L202 225L204 224V225L201 226ZM2 225L5 226V227L2 228L3 227ZM199 225L202 228H200ZM223 225L226 228L223 229V230H221L222 228H224V227H222ZM123 226H119V228L120 227L123 228ZM135 226H136V228H135ZM210 226H209V228H210ZM182 227H181V229H182ZM194 227H196V229ZM70 228H72V229H70ZM116 228H118V226ZM126 228H127V226H126ZM126 228H124V229H126ZM169 228H168V231H170ZM5 229L7 231H9V232L12 231L10 235H13L12 237H14L15 239L12 238L11 236H9V237L6 236L7 234L9 235V232H7V234L5 235V233H3V232H6ZM21 229H24V230L26 229V231H29L32 236H29L28 237V235H30V233L27 234L24 230H21ZM68 229H70L71 232H69ZM154 229H155V231H154ZM206 229H208V228H206ZM1 230L3 232H1ZM100 230L101 229H99V231ZM114 230H116V231H114ZM174 230H176V229H172L173 234L175 232ZM192 230H194V231L191 232ZM17 231L18 232L19 231L20 232L23 231L24 233L21 232L20 235H23L24 234L26 236L23 235L22 236L23 239H22L19 236V234H18ZM35 231L37 233H35ZM41 231H43V232H41ZM65 231H68V232L65 233ZM172 231L171 232H168V239H167V241H170V242L167 243V241H166V244H170V247L171 248L174 247L175 249H177V248L179 249L178 245H176L177 246V248H176L175 244L178 243L179 241H181L182 239L180 240V237H179V240L177 239L178 241L175 240V238L174 239H169L170 238L169 235L172 234ZM179 231H176V232H178V234L181 235L182 233H180L181 231L180 232ZM14 232H17V235H15L16 233L13 234ZM129 232L128 233H127V231L125 232V234L127 233L126 237L129 236V234H130ZM149 232H150V230H149ZM243 232L244 233L246 232V233H249V234H246V233L244 234ZM133 233H135V232H132L131 234H133ZM243 234H244V236H246V235L247 236L244 237V236H242ZM248 235H251L253 237L252 238L251 237L248 238ZM17 236H19V237H17ZM178 236L176 238H178ZM182 236L187 237L186 235H183V234H182ZM182 236H181V238H182ZM239 236H241V238ZM50 237H54L55 239L54 238L53 239L56 240V241L57 240H59V242L62 241L61 244H59V242L57 241L58 244H59V246H58L57 243H56V241H53L52 238H50ZM97 237H98V239H97ZM129 237H131V235ZM172 237H174V235H172ZM185 237L183 238V241L189 239L188 238L189 235H188L187 239H185ZM74 238H75V236H74ZM133 238H132V240H133ZM244 238H246L247 241H245ZM49 239L52 240V242L54 244V247H55V245H57L59 248L61 247L60 250H59V252L60 251H63V253H61V252L58 253V250H57L58 248L55 250L57 252H53L52 249L50 250V248H52L53 245L51 244L52 245V247H51L50 243H52V242H50ZM96 239L98 241H96ZM191 239L189 240L191 244H192V240H193V241H195L197 247H199V246L200 247L201 246L203 247V245H200V243L196 240L195 237L192 240ZM233 239L234 240L238 239L237 242L239 241V243H240V239H242V240L244 239V242L241 240L243 243H240L242 245V247L240 245H238L236 241H235V243L237 244V246L236 245L234 246V244H232L233 243ZM15 240H17V241L20 240L19 243H18V245H17V242ZM128 240H129V238H128ZM132 240H130L131 246H129V247H131L133 249V246L132 245L134 244V246H135L136 243H134V242H136V241H132ZM251 240L253 242H251ZM13 241H15L16 244H13L14 243ZM100 241H101V244H99ZM125 241H127V238H126ZM131 241L133 242V244L131 243ZM142 241H144V239H142ZM183 241H181V242H183ZM230 241H232V242H230ZM31 242H29V243H31ZM96 242H99V243H96ZM139 242H138V244H141V241H139ZM185 242L188 243V240L185 241ZM247 242H250L252 244V246L250 245V243L248 245ZM255 242L257 244H259L258 246H260V247H258L257 245H254ZM258 242H260V241H258ZM29 243H27L26 245H29ZM146 243L144 242L143 244L144 245H150V246L152 245L150 240H149V242L147 241ZM228 243H230L233 247H230L228 245ZM122 244H123V242H122ZM130 244H128V241H127V245H130ZM181 244L182 243L179 242V245L181 246L180 249L182 247L184 249H186V250L188 249L187 246H189V245H185L187 247L186 248V247H184V244H182V245ZM243 244H245V246ZM123 245L125 247L126 246V243L123 244ZM123 245H121V247H123ZM144 245H143V248L141 247L143 250H145L144 247L146 248V246H144ZM225 245H228V246H225ZM136 246L137 247H135V248H139L140 247V245H136ZM191 246L194 249V246L195 245L193 244ZM246 246H248V247H246ZM253 246L255 248L258 247L256 249V251L253 250ZM166 247H167V245H166ZM168 247H169V245H168ZM192 247H190V248H192ZM234 247H235V250H234ZM244 247L247 250H249L248 248H252V251L253 252H251V249L248 251V253L249 254L251 253L252 255H249L248 253L247 254H244V253H246V250L244 249ZM18 248H21V246L19 245ZM30 248L32 250H30ZM108 248H110V250H108ZM114 248H112V249H114ZM183 248L181 250L184 251ZM218 248L220 249V251H218ZM142 249H140V250L142 251ZM148 249H149V251H150V249H152V251H153V246L151 248L149 247ZM198 249L199 248H197V250ZM206 249H205V251H206ZM258 249H260V250L263 249V250H261V252H262L261 253V256L262 257H259L260 256V250L258 251V255L256 256ZM20 250L22 252H24V254H26V256H27V254H28L26 252L27 250L23 251L22 248ZM48 250H50V251H48ZM171 250L172 249H170V251ZM194 250H195V255L200 252V250H199V252L197 251L198 253L196 252V249H194ZM238 250H240V251H238ZM11 251L9 252L10 254L11 253L12 254L13 253H16V252H11ZM41 251H44V252H41ZM133 251H135V249L132 250V253H133ZM149 251L147 252L145 250L144 251L145 253H142V255H141V252L139 251V249H136V251H135L136 252V255H133L134 253L132 254V253H130V251H129V253H130V256H132L131 259H134L133 261H136L135 259H138L139 260V257L144 256L145 254L147 255V253H148V255H150L149 254ZM152 251H150V252H152ZM180 251H179V253H180ZM187 251L188 252L189 251L192 252L190 249H188ZM205 251L204 252L201 251L199 254L201 255L202 252L205 253ZM5 252H7V251H5ZM22 252H21V255H22ZM113 252H114V254H113ZM218 252H220V253L218 254ZM225 252L228 253L226 250H225ZM9 253H8V256H6V259L4 261H7V258L10 255ZM153 253H155V251H153ZM174 253H172L170 255H173L174 254L173 255L174 256L173 258H177V254H179V253L176 250H175ZM181 253H184L185 254V255H183V257L181 256L182 254L181 255L179 254L181 257L180 258H177V260L180 259L178 261H181V264H185L188 259L189 260L192 259L191 261H193V259H196L197 260V258L198 259L201 258V257L199 258L200 255L198 254L199 255L198 257L197 256H194V257H197V258H194L192 256V257H190V258L187 259V257L189 256L190 253L189 254H186V251L181 252ZM167 254H169V251L167 252ZM30 255H32V253ZM35 255H36V253H35ZM50 255L47 254V259H45V257H40V258H44L45 259V262H44L43 259H40L37 256H36V260L38 259V262H41V264H45V263L46 264H52L51 263L52 262L51 261L52 259L50 257H53V256L52 255L50 256ZM175 255H176V257H175ZM186 255H188V256H186ZM15 256H16V254H15ZM17 256H18V254H17ZM28 256H29V254H28ZM33 256H31V257H33ZM40 256H41V254H40ZM184 256H186V258ZM190 256H191V254H190ZM204 256L205 255L203 254V256L201 258V261H202V259L204 260V258H203ZM206 256H207V253H206ZM208 256H207V258H208ZM214 256H216V255H214ZM221 256H223V254ZM221 256L219 255L217 257L219 258ZM227 256H228V254H226L225 257H223L225 263H226V259L225 258ZM20 257L21 258H24L25 256L24 257L20 256ZM127 258H130V257L127 256ZM145 258H147V257H142V259H140L137 262H141L142 261L140 264H144L143 261H145ZM213 258L212 257H211V259L208 258V259H210L209 264H210L211 260H215ZM218 258H216V259H218ZM223 258L221 257V259H223ZM260 258L263 259L262 262H261L262 259L260 260ZM33 259H34V261L31 260L30 257H29L27 259L28 263L25 260L26 261V264H29V261H33V264H34L35 263V258H33ZM39 259H40V261H39ZM170 259L173 261L172 256H171ZM8 260H9L8 261L9 263L8 262L7 263L10 264L12 261H10L11 259H8ZM177 260L175 259V261H177ZM196 260H194V261L197 263L198 260L197 261ZM233 260L231 259L230 262H227L226 264L231 263V261L233 263ZM4 261L1 260L0 263L1 264L2 263L5 264ZM25 261H22L21 260L22 263L21 262L20 263L21 264H24ZM131 261L132 260H130L129 262L130 263H133V261L132 262ZM172 261H170V262L171 263H174ZM182 261H186V262L183 263ZM191 261H188V262L190 263ZM224 261H222V262H224ZM228 261H229V259H228ZM193 262H191V264H193ZM134 263L136 264V262H134ZM176 263H179L180 264V262H176ZM12 264H13V262H12ZM35 264H39V263L36 262ZM137 264H139V263H137ZM147 264H150V263H147ZM199 264H202V263H199ZM212 264H218V262H214Z\"/></svg>",
    "mask_w": 264,
    "mask_h": 264
},
{
    "label": "bare ground",
    "instance_id": "obj_2",
    "mask_svg": "<svg viewBox=\"0 0 264 264\" xmlns=\"http://www.w3.org/2000/svg\"><path fill=\"white\" fill-rule=\"evenodd\" d=\"M11 1H16V2H17V3H16V7H15L16 9H14L13 12H12L11 10H10V11H9V10H8V11L5 10V11H7V12H5V13H4V12L1 13V15H2V19L4 20V22H6V23L9 24V27H8V26H7V27H8V31H10V35H11L14 31H15V32H16V31H17V32L20 31L21 33L23 32L22 34H20V32H18V33L20 34L19 36H21V37H19V39H18V38L16 39L17 36L15 37V35H14V37H15L14 39H15L16 41H18V40L24 38V40H27L25 44H27V46L29 45V47H30L31 49H32V47H31V46H32V43H33L34 41H30V40H31L30 36H31L32 33H34V31H35V29H36V28L34 27V25L36 26L37 23L34 22V23H36V24H34L32 18H31V20H30L29 18H28V20H27V19H25L24 17H25V16H26V17H29L30 15H31V17H33V16L38 15L39 13H41L42 11L47 10V9H50V13H51V14H50V19H51V22L48 24V26H47L46 28L41 29L40 32H41V40H43V41H45V42H47V43L50 42V43H51V46H52V44H55V43L59 42V41H58V38H57V37H54V36H55L54 30H55L56 28H60V29H62V30L64 31L65 34H64V36H63V38H62V41H63L64 44H66V43H67L66 41H67V40H71L70 38L73 37V36L71 37V34H72V35H78V33L81 34V33H82L81 30H84V29H85V26L87 27L86 29H89L90 27L92 28V27L95 25L94 27H95L96 30H97L98 38H97V35H96V34H95L96 37H93V36H92V38H93V39H96L97 43L99 42L100 44L103 43V39L106 40V37H107V39L110 38L108 44H107L108 40H106V41H107L106 44H105V42H104V44H103V45L106 46L105 49L107 48V45L109 46V45L111 44V46L108 47L109 49H106V53H108V52L110 53V51L112 50V47H115V46H116L115 48L118 49V47H119L120 44H121V46H122V45H123L122 41H124V44H125V45H126V42L129 43L130 41H132L133 38H134V36L136 35L135 33L137 32V30L140 29V28H141V29L144 28L145 25H146V24L144 25V23H145L146 21L142 18V13H143L142 9H143V6L146 5V0H131V4L129 5L128 10H127V11H130V12H131L130 15H128L126 11L121 10V9H119V8H117V9L119 10V12H118V13H115V11H114L115 6H114V8H113V4H112V1H113V0H99L96 4H92V3H90L89 0H52L53 3H54V6H52L53 4L50 2L51 0H50L49 2H48V0H47L46 2H41V0H34L36 3H35V2L33 3V2H32L33 0H32V1H31V0H11ZM30 1H31V2H30ZM37 1H39V2H37ZM43 1H45V0H43ZM195 1L198 2V0H195ZM200 1H203V0H200ZM155 2H156V1H155ZM155 2L153 3V1H152L153 4L151 3V6H154V5H155ZM113 3H114V2H113ZM175 3H176V2H175ZM198 3H199V2H198ZM51 4H52V5H51ZM176 4H177V3H176ZM216 4H217V3H216ZM207 5H208V9H207V7H206ZM207 5H205V7H206L207 12H208V14H209V12L211 11L210 8L213 9V8L210 7V6H212L213 4L211 5V4H208V3H207ZM68 6H71V7L73 8V10H74V17H73V19H72V22H70V23H64L63 21L61 22V18H62V15L64 14V12H65V10L67 9ZM214 6H215V5H214ZM214 6H213V7H214ZM219 6H220V3H219ZM144 7H145V6H144ZM173 7H174V6H173ZM173 7H172V8H173ZM202 7H203V6H202ZM209 7H210V8H209ZM216 7H217V6H216ZM216 7H214V8H216ZM175 8H176V7H175ZM117 9H115V10H117ZM218 9H219V7H218ZM204 10H205V8H204ZM208 10H210V11H208ZM177 11H179V10H177ZM202 11H203V10H202ZM10 12H12V13H10ZM181 12H182V11H181ZM207 12H206V14H207ZM31 13H32V14H31ZM128 13H129V12H128ZM185 13H186V12H184V14H185ZM27 14H28V16H27ZM34 14H35V15H34ZM201 14H205V12H203V13H201ZM116 15H117V16H116ZM178 15H180L179 12H178ZM201 16H202V15H201ZM201 16H199V17L201 18ZM205 16H206V15H205ZM207 16H208V15H207ZM207 16H206V17H207ZM93 17H94V18H93ZM91 18H92L96 23H95V22H92V21H91ZM96 19H97V21H96ZM203 19H204V18H202V22H204ZM29 20H30V21H29ZM143 20H144L145 22H144ZM175 20H177V19H175ZM175 20H174V22H175ZM187 20H188V19H187ZM85 21H87V23H86ZM194 21H196V20H194ZM205 21H206V20H205ZM84 22H85L86 24H88V22H89V24L86 25ZM90 22H92V23H90ZM113 22H114V25H113ZM116 22H117V23H116ZM143 22H144V23H143ZM170 22H172V21H170ZM188 22H190V21H188ZM192 22H193V21H192ZM200 22H201V21H200ZM206 22H207V21H206ZM6 23H5V24H6ZM82 23H84L85 26H84ZM168 23H169V22H168ZM190 23H191V22H190ZM193 23H194V22H193ZM197 23H198V22H197ZM8 24H7V25H8ZM58 24H60V25H58ZM81 24H82V25H81ZM90 24H91V25L94 24V25H93V26H90ZM118 24H119V25H118ZM155 24H156V25H154V27L152 26V27H153V28H152V29H153L152 31H154V33H152L153 35H155L156 33H157V34H156L155 36H157V35H158V36H164V35H165V36L167 37L168 34L171 35V33H169V32H171V31L168 30V29H170V26H169V25H167L166 23H162V22L160 23L159 20H158V23L156 22ZM172 24H173V23H172ZM186 24H187V21H186ZM115 25L118 26V28H120L119 30L117 29V30H118V33H117V30H116V29H113V30H112V28L116 27ZM81 26H82V27H81ZM89 26H90V27H89ZM97 26H98V28H97ZM146 26H147V25H146ZM168 26H169V27H168ZM172 26H173V25H172ZM36 27H37V26H36ZM79 27H80V28H83V29H80ZM187 27L189 28L190 26L188 25V26H186V28H187ZM150 29H151V28H150ZM89 30L92 31V32H91V33H93L92 35H94V33H96V30H94L93 28H92V30H91V29H89ZM114 30H116V31L114 32ZM170 30H171V29H170ZM75 31H77V32L80 31V32L77 33V32H75ZM94 31H95V32H94ZM152 31H150V32H152ZM168 31H169V32H168ZM185 31H186V30H185ZM74 32H75L76 34H73ZM18 33H15V34L18 35ZM189 33H190V32H189ZM152 34H151V35H152ZM185 35H187V33H185L184 36H185ZM99 36L101 37V39L99 38ZM102 36H104V38H103ZM168 36H169V35H168ZM69 37H70V38H69ZM137 37H138V35H137ZM139 37H141V36H139ZM166 37H164V38L166 39ZM67 38H69V39H67ZM92 38H91V40H93ZM189 38H190V37H189ZM28 39H29V40H28ZM65 39H67V40H65ZM134 39H136V38H134ZM140 39H141V38H140ZM168 39H169V37H168ZM168 39H166L165 41H163V43H165ZM59 40H61V38H60ZM64 40H65V41H64ZM98 40H99V41H98ZM111 40H112V42H111ZM29 41H30L31 43H29ZM62 41H61V42H62ZM71 41H73V40H71ZM71 41H69L70 44L72 43ZM101 41H102V42H101ZM118 41H121L120 44H119ZM133 41H134V40H133ZM133 41L130 42V43H133ZM91 42H93V43L96 45V42H95L94 40L91 41ZM110 42H111V43H110ZM115 42H116L117 44H119V45H115V46H113L114 44H116ZM189 42H190V41H189ZM28 43H29V44H28ZM63 43H61V44L64 45ZM74 43H75V42H74ZM191 43H192V42H191ZM25 44H23V43L20 44V45H18V44H17V45L14 44V46H13V45H9L8 49H9L10 51H16V48H17L19 51H21V52H23V53H27V52H28V49H30V48L27 49V48H26L27 46H25ZM57 44H58V43H57ZM57 44H55V45H57ZM166 44H167V43H166ZM194 44H195V43H194ZM33 45H34V43H33ZM72 45H73V44H72ZM133 45H135V44H133ZM190 45H191V44H190ZM97 46L100 48L102 45L99 46V44H98ZM130 46L132 47V45H130ZM130 46H127V45H126V46H124V47H125V48H126V47L129 48ZM66 47H68V46L66 45ZM102 47H104V46H102ZM188 47H190V46H188ZM188 47L186 48V51H187V52H191L192 50H191V51H190V50H189V51L187 50ZM192 47H193V45H192ZM192 47H190V48H192ZM25 48H26V50H25ZM63 48H64V47H63ZM190 48H189V49H190ZM119 49H120V48H119ZM122 49H123V50H127V49H124L123 47H122ZM129 49H130V48H129ZM51 50H52V49H51ZM51 50H50V52H55V51H51ZM102 50H103V49H102ZM107 50H108V51H107ZM113 50H114V49H113ZM113 50H112V53H113L114 51H115V53H116V50H114V51H113ZM131 50H132V48H131ZM131 50L129 51V53L131 52ZM29 51H30V50H29ZM75 51H76V50H75ZM103 51H104V50H103ZM121 51H122V50H121ZM133 51H134V50H133ZM71 52H72V53L74 52V51H73V48L71 49L70 53H71ZM104 52H105V51H104ZM104 52H103L102 55H105ZM118 52H119V54H120V53H121V54L124 53V54H122V55H125V52H120L119 50H118ZM118 52H117V53H118ZM126 52L128 53V50H127ZM67 53H68V57H69V59L72 60L73 58H70V56L73 57V56H74V53H73V56H72V53H71L70 56H69V52H67ZM112 53H110V54H112ZM133 53H134V52H133ZM43 54L45 55V54H47V53H43ZM52 54H54V53H52ZM76 54H77V52H76ZM187 54H188V53H187ZM187 54H186V52H185V55H187ZM87 55L89 56V58L87 59V56H86V59H87V60L84 59V60H82V61H84V62H83L82 64L80 63V66H81V67H82V65H83V67H82L81 69H82L84 72H86V73H88V72L90 73V75L88 74V76H87V74H86V77H87V78H88V77L90 78V76H92V75H93V76L96 75V79H97V80L100 79V78H99V79L97 78V77H98V76H97L98 74H99V77H102L101 75H102V73H103V68H105L107 65H109L108 63H109L110 61L112 62V60H115V58H114V59L112 58L113 56L115 57L114 53H113V56H112V57H111L109 54H106V56L109 55L108 57L112 58V59L109 58L110 60H108V58H107L108 61L105 60L106 58H105L104 56H103L104 58L102 59V58H101V57H102L101 54H99V55H101L100 57H98V55H96V56H93V55H92V56H93L92 59H93L94 57H97V58H94V60H97V59L99 60V58H100L101 60H99V61L102 62L103 60H105L106 62H108V63H106V62L104 61L106 64L102 62V63H103L102 66H103V67H101V64H102V63H100V65H99V62H97V64L99 65V66H98L99 68H98V67H96L97 64L95 65V64H94V61H93L92 59H90V58H91V54H90V55L87 54ZM116 55L119 56L118 54H116ZM122 55H121V56H122ZM130 55H131V53H130ZM130 55H128L127 58H129ZM188 55H191V54H188ZM192 55H193V57H194V54H193V53H192ZM192 55H191V56H192ZM126 56H127V55H126ZM135 57H136V54H135ZM75 58H76V56H75ZM75 58H74V59H75ZM123 58H124V56H123ZM131 58H132V56H131ZM187 58H189V57H187ZM118 59H119V58H118ZM129 59H130V58H129ZM151 59H152L151 62H152V64H153L155 57H154V58L152 57ZM98 60H97V61H98ZM116 60H117V58H116ZM126 60H127V59H126ZM131 60L136 61L137 58H136V60H134V58L131 59ZM131 60L123 61V62H126V65L129 67V68H127V67L125 66V67L127 68V70H130L131 68H134V66H136V62H133V61H131ZM138 60H139V59H138ZM184 60L186 61L185 56H184ZM189 60H190V58H189ZM192 60H195V58L192 59ZM114 62H115V61H113L112 63H114ZM116 62H119V60H117ZM187 62H188V61H187ZM190 62H193V61H190ZM95 63H96V62H95ZM119 63H121V61H120ZM138 63H139V62H138ZM140 63L143 64V62H141V61H140ZM140 63H139V64H140ZM104 64H105L106 66H105ZM115 64H116V63H115ZM115 64H113V65H114L116 68H118V67H117L118 63H117V65H115ZM121 64H122V63H121ZM124 64H125V63H123L121 67H123ZM145 64H146L147 66H149L148 68H150V65H152L150 62L148 63L149 65L147 64V62L144 63L143 65H145ZM185 64H186V65H187V64L189 65V62H188V63H185ZM196 64H197V63H196ZM196 64L193 63L192 65H196ZM198 64L200 65V63H198ZM199 65H198V66H199ZM261 65H262V68H264V67H263L264 63L261 64ZM119 66H120V65H119ZM137 66H139V65L137 64ZM190 66H191V65H190ZM190 66H189V67H190ZM201 66H202V65H201ZM14 67H16V65H14ZM51 67H53V66H51ZM140 67H142V66L140 65ZM140 67H139V69H140ZM144 67H146V66H144ZM153 67H154V68H152V70H153V69L156 70L155 66H153ZM195 67H197V66H195ZM199 67H200V66H199ZM260 67H261V66H260ZM49 68H50V67H49ZM101 68H102V69H101ZM135 68H136V67H135ZM148 68H147V67L144 68V69H147V70H144L143 68H141V69H140V72H141L142 69H143V71H147V72H148ZM190 68H192V66H191ZM190 68L187 67V69H190ZM201 68H202V67H201ZM12 69H13V68H12ZM12 69H11V68H8V67H6V66H4V68L1 70V73H0V85H1V86H3L4 83H7V81L12 82V80H13V82H14V81L16 80L14 77H17V76H15V75L17 74V72H16L17 70H16L15 68H14L13 70H12ZM51 69H52V68H51ZM81 69H80V70H81ZM136 69H137V68H136ZM136 69H135V70H136ZM199 69H200V68H199ZM199 69H198V70H199ZM260 69H261V68H260ZM15 70H16V71H15ZM82 70H81V71H82ZM104 70H105V69H104ZM120 70H121V69H120ZM125 70H126V69H125ZM125 70H121V71H123V72L125 73ZM127 70H126V72H127ZM150 70H151V69H150ZM157 70H158V69H157ZM192 70H194V68H192ZM192 70H190V72H191ZM83 71H82V73H83ZM105 71H106V70H105ZM133 71H134V70H132V71H130V72L128 71L129 75H130V74H133V73L136 72V71H134V72H133ZM195 71H197L196 68H195ZM262 71H263V70H262ZM65 72L69 73L70 71H65ZM72 72H73V71H71V73H69L68 76H71V75H72ZM101 72H102V73H101ZM123 72H121V73L119 72L120 75H121ZM131 72H132V73H131ZM149 72H150V71H149ZM154 72H156V71H153V73H154ZM190 72H189V73H190ZM260 72H261V71H260ZM263 72H264V71H263ZM14 73H16V74H14ZM67 73H66V74H67ZM74 73H76L77 76H78V74H80L79 69H78L77 72L74 71ZM74 73H73V74H74ZM100 73H101V74H100ZM104 73H106V72H104ZM117 73H118V72H117ZM124 73H123V74H124ZM137 73H139V72H137ZM142 73H143V72H141V74H142ZM153 73H152V74H153ZM163 73H164V72H163ZM163 73H162V74H163ZM193 73H194V72L192 71V74H193ZM55 74H56V73H55ZM58 74H59V73H57V75H58ZM64 74H65V73H64ZM64 74H61V73H60L59 76H63ZM106 74H107V75H106ZM106 74L103 75L104 79H105V78H108L107 80H108V81L110 80L111 82L115 80L114 78H113V79H110V78H112V77L110 76L109 73H106ZM108 74H109V75H108ZM143 74H144V73H143ZM145 74H147V73L145 72ZM145 74H144V77H145ZM148 74H149V73H148ZM148 74H147V76H148ZM150 74H151V72H150ZM158 74L160 75L159 72H157V75H158ZM165 74H167V73L165 72ZM165 74H164V75H165ZM74 75H75V74H74ZM74 75L71 76L72 79H71L70 77H69V78H70V79H69L68 76L66 77L65 75L63 76V78H61V77H59V76H58V77H59L60 80L62 79L61 82H64V83H66V82H67V83H71V82H73V80H74V83H75V84H76L77 82L79 83V81L81 82V80H80L81 78L78 79L79 77H77V76H75V77H77L78 80L73 79V78H74V77H73ZM82 75H83V74H80L81 77H82ZM138 75H140V74H138ZM157 75H156V76H157ZM172 75H173V73H172ZM172 75H171V78H172ZM83 76H85V75H83ZM105 76H106V77H105ZM109 76H110V77H109ZM131 76H132V75H131ZM135 76H136V75H134V77H135ZM152 76H154V78H156L155 73H154V75H152ZM152 76H151V77L149 76L150 79H147L149 82H150V80L152 81V79H151V78H153ZM161 76H162V75H161ZM166 76L169 77L168 75H166ZM103 77H102V78H103ZM120 77H122V76H119L118 78H119V79H122V78H126V77H128V76H127V73H126V76H125V77H122V78H120ZM132 77H133V76H132ZM132 77H131V78H132ZM162 77H163V76H162ZM162 77H161V78H162ZM167 77H166V79H167ZM13 78H14L15 80H14ZM66 78H68V79L70 80V82H68L69 80H66V82H65V79H66ZM82 78H83V77H82ZM102 78H101L100 80H102L101 83L104 84L105 81H104V79H102ZM129 78H130V77H129ZM154 78H153V81H155ZM163 78H165V77H163ZM171 78H170V79H171ZM173 78H174V77H173ZM184 78H185V77H184ZM249 78H250V77H249ZM249 78L247 79V80H248V81H247L248 84L245 83V88L248 87L249 83L251 82V81H250L251 78H250V79H249ZM92 79H95V77H94V78L92 77ZM158 79H160V76H158ZM158 79H157L155 82L159 81ZM180 79L183 81L182 78H180ZM180 79H179V80H180ZM50 80H51V82H53V84L55 85V87H57V86L59 87V84L61 83L60 80H55L56 83L54 82V80L52 81V78H51ZM71 80H72V81H71ZM83 80H84V78H83ZM83 80H82V81H83ZM100 80H99V81H100ZM105 80H106V79H105ZM131 80H132V79H131ZM161 80H162V79H160V82H158L159 86H157L158 84L155 85V86H157V87L160 88V83L162 84V81H161ZM173 80H174V79H173ZM176 80H177V78H176ZM181 80H180V82H181ZM186 80L189 81V80H191V79H190V78H189V79H184V81H186ZM16 81H17V82L19 81V82H18V83H17V82H14V83H12V84H14V85L20 84V80H16ZM48 81H49V80H48ZM48 81H46V82L48 83V84H47V87H50V85H51L52 90L55 92L57 89H56L55 87L53 88V87H52L53 85L50 84L51 82H48ZM57 81H58V82H57ZM122 81H124V80H122ZM125 81H126V80H125ZM128 81H129V83L132 82V81L130 82L129 79L127 80V82H128ZM184 81H183V82H184ZM249 81H250V82H249ZM252 81H253V78H252ZM103 82H104V83H103ZM111 82H108V83H111ZM127 82H125V83H127ZM149 82H148V83H149ZM177 82H179V81L177 80ZM180 82H179L178 84H181ZM16 83H17V84H16ZM78 83H77V84H78ZM113 83H117V80H116V82H113ZM113 83H111L109 86H112ZM125 83H124V84H125ZM129 83H128V84H129ZM190 83H191V82H190ZM253 83H254V81L250 83V86H251V85H254ZM12 84H11V85H12ZM71 84H72V83H71ZM105 84H107V83H105ZM117 84H118V83H117ZM121 84H122V83H120V84H118V85L120 86ZM132 84H133V83H132ZM183 84H185V83H183ZM183 84H182V85H183ZM246 84H247V85H246ZM48 85H49V86H48ZM94 85H96V84H94ZM94 85H91L90 87H88V89H90V91H88V89H87V90H86V91H87V94H88L89 92H90V93H92V92H96V91L99 92L98 90H94V89L97 88V86L94 88ZM97 85H98V84H97ZM107 85H108V84H107ZM114 85H116V84H114ZM114 85H113V87H114ZM151 85L154 87V85H153L152 83H151ZM182 85H179V86L181 87ZM8 86H9V84H8ZM19 86H20V85H19ZM63 86H65V85H60L59 89H61V87L63 88ZM92 86H93L94 89H93V91L91 92ZM119 86H118V88H119ZM121 86L124 87L123 85H121ZM125 86H126V85H125ZM127 86L130 87L131 85L129 84V85H127ZM152 86H150V88H151ZM179 86H178V87H179ZM192 86H193V85H192ZM195 86H196V85H195ZM250 86H249V89L246 88L245 91H242V93H244V92L246 93V92H247V91H246L247 89H248V92H249V91L251 92V91H253V90L255 91V88H256V87H255V88H252V87H254L255 85H254V86H251V87H250ZM98 87L101 88L99 85H98ZM129 87H126V89H127V88H128V89H127V91H126L125 94H124V91H125V90H123L122 88H120L121 90H123V92H121V93H123L124 95L128 94V95H126V97H125V96L123 97V94H122V98H124V100H126L127 96H129L128 98H131V95L134 96V95L136 94V93H134V90H130ZM153 87H152L151 89H153V90L155 91V88H153ZM180 87H179V88H180ZM184 87L186 88V86H184ZM184 87L182 86V87H181V90H182V88L184 89ZM19 88H20V90H22L21 87H19ZM51 88H49V89L46 91L47 93L45 92V94L47 95V97L50 98V99H48L47 97H45L46 95H44V97H45L44 100H45V101L41 100L42 103H40L41 101H40V102L37 101V102H39L40 104H43V105H40V104L38 103L39 108H38V109L36 108V110L39 111V115H38V113H37L38 111H36L37 114H36V116H35V117H36L35 120L33 119L34 122H35L36 120L39 122L38 119H39V117H40V119H41L42 116H43V118L46 116L47 118H45V120L47 119L49 122H50L51 119H54V116H55V118H58V119H59V118H60L59 115L62 114V111L64 110V112H65V109H63V108H65L66 106H69V105H68V100H69V104H70V105H71V103L73 102V100H72V101L70 100V98H69L70 96L67 97V96H63V95L61 94V91H63V89L65 90V88H63V89L60 90V91H59V89H58L57 92H60V93H58V94H57V92H55V93L53 92V95H54V96H53V99H52V98H51L52 96L49 97V95H52V94H50V93H52V90H50ZM118 88H117V90L119 91L120 89H118ZM132 88L135 89V87H133V86H132ZM159 88H158V89H159ZM179 88H177V89H179ZM187 88H189V85H188ZM187 88H186V89H187ZM190 88H192V87H190ZM190 88H189V90H190ZM196 88H197V87H196ZM199 88H201V87H199ZM199 88H198V89H199ZM202 88H203V87H202ZM202 88H201L200 90H202ZM205 88H206V87H205ZM251 88H252L253 90H252ZM54 89H56V90H54ZM186 89H185V91H186ZM192 89H193V88H192ZM241 89L244 90V86L241 87ZM257 89H258V88H257ZM257 89H256V91H257ZM261 89H262V88H261ZM261 89H260L259 91H261ZM99 90H100V89H99ZM153 90H151V91L153 92ZM175 90H176V89H175ZM194 90H195V89H194ZM203 90H205V89H203ZM207 90H208V89H207ZM207 90H206V93H205V94H208ZM262 90H263V89H262ZM17 91L19 92V90H17ZM132 91H133V92H132ZM151 91H150V92H151ZM187 91H188V90H187ZM191 91L193 92V90H191ZM208 91H209V90H208ZM22 92L24 93V89H23V91H20V94H21ZM48 92H49V95H48ZM97 92L94 93L95 96H94V94H91V95L94 96V97L96 98V96L98 95ZM119 92H120V91H119ZM152 92H151V93H148V95H150V94H154V92H153V93H152ZM156 92L158 93L159 90L157 91V89H156ZM156 92H155V93H156ZM173 92H174V91H173ZM197 92H198V90H197ZM199 92H201V93H199ZM199 92H198V94L202 97V91H199ZM204 92H205V91H204ZM248 92H247V93H248ZM250 92H249L250 96H251V95H254V94H252V93H254V92H251V93H250ZM262 92H264V90H263ZM90 93H89V94H90ZM159 93H160V94L162 93V89H161V92H159ZM169 93H170V92H169ZM169 93H165V94H167V95H165V96H168ZM175 93H176V95H173L172 93H170V95H171L170 98H166V97H165L166 99H168V100H166V101H164V100L162 99V97H161L162 101H164V102H162L161 100H158V99H157V100H158V102H157V100L154 99V97L156 96V94H154V96L151 95L153 98H152V97H148V98H149V101H147V102H149L150 105H151L152 107H151V106H148V107H147V105H149V104H147V105H145L147 108H145V106H144V110H145V109L147 110V109L150 107L148 110H149V112L151 113V112H152L151 110H152V108H153L154 115H153V112H152V116H150L151 114L148 112V116L152 117V118H150L151 122H149V117H147V114H146L147 111L145 110L146 113H144V114H145V117L148 118V119H147L148 122H144V123H146V124L148 123V124H147V125L145 124L146 126H144V124H143L142 126H140L141 128L144 126L143 129H141V128L138 127L139 130H140V132H139L138 129H137V131L139 132V133H137V134H135L133 131H130V134H131V132H133V133L135 134V136H134V134H133V136L131 137V139L126 140V141H127L126 144H124L125 141L122 142L123 145H124V147H125V149H123V147L118 146V144H117V142H116V138H117V140H118L119 138H120L121 140H123L124 138H127L128 136H130V134L128 135L129 130H127L128 133H127V134H124V136L127 135V137H124L123 139L121 138V131H122V134H123L124 130H125V132H126V128H127V127L124 128L125 126L123 125L124 127H122L121 131H120L119 129H116L117 131L119 130L118 133H117V135L114 134V133H116V132H114V131L111 130V131L113 132L114 136H113V134L110 132V130H109V131H108L107 129H106L107 131L104 130V126L106 127V124H107V127H108V126H109V127L111 126L112 129L115 130V129H114V126L111 125L110 123H111V120H113V118L115 119L116 114L118 115V113H117V109H114V107H116L117 105H116V106H111V108H113V109H109V108H107L106 113H105V111H104L103 114H101L100 111L96 112L97 114L95 113L96 116H97L98 113L100 112L99 115H100V114L103 115L102 117H101V116H98L99 118H95L96 116H94V114H92L91 117L94 116V117H93L94 120H91V121H92L91 123H89L90 121L88 122V124L86 123L88 126L85 125L86 128H83L82 130H83V131H84V130L87 131V130H88L87 127H88L89 129H90L91 127H92V129H94V132H93V133H94V138H92V139H95V138L97 137V138L95 139V140H97V144H95L96 141L93 140V141H94V142H93L94 145L92 144V146H93V147H94V146H95V147L98 146V147H97L98 150H97V148H96L95 150H96L97 152L100 151V155H104V154L107 153L105 156H107V155L109 156V153H111V155H112V154L115 155L114 153H116V154L119 155V156H120V154H121V157H122V155H124V154H122L123 152L121 153V150H122V149L125 150V151L128 150V152H130V150L132 149L131 153L126 152L125 154H126V157H127V153H128V157H129V154H132V156H133V159H132V160L134 161V160L136 159V156L134 157V154H133L134 152H133V150L135 149L134 151H138L137 153H135V155L137 154V157L139 156V158H137V159H138L137 161L141 160L140 158H141L142 156L140 157V155H142V154H143V155L145 154V157L143 156L142 159H143V158L146 159V157H147V156H146V153H147V152H145V151H149L150 154H151V156H152L153 153H155V152H156V153H155L154 155H157L159 152H162V153L164 152L163 154L167 153V156L170 158V156H173V155H172L173 152L171 151L172 154L170 155V151H169V150H170V148H171V150H172V144H174V141H177V140L180 141V140H183L184 137H186V135L184 134V133H186V132H184L183 135H181V133H182V129H181V128H178V127H179V126H178V123L180 124V123L185 119V117H188V114H185L186 111L188 110V108H187L188 104H189V103L193 104L192 102H194V104H195V101H194V100H192V99H191L192 101L190 100V95H191V97H192L193 93L190 94L189 92H187V93L190 94V95H186V93H184V90H183V91H180L179 93H178V91L176 90ZM218 93L220 94L221 92H218ZM218 93L216 92L215 95L212 93V94H213L212 97H210V96L212 95V94H210V96H209L210 100H211L212 98L214 99V97H216V98L214 99V101L218 100L217 98H219V99H220V98L223 99V95H224V94H223V95L220 94V95H222V97H218V95L216 96V94H218ZM245 93H244V94H245ZM257 93H258V92H257ZM257 93H256V94H257ZM59 94H61L62 96L59 95ZM198 94H196V95H197L196 97H198ZM249 94H248V95H249ZM23 95L25 96V94H22V96H23ZM57 95H58V96H57ZM91 95H89V96H91ZM161 95L163 96V94H161ZM172 95H173V96H172ZM194 95H195V93H194ZM258 95H260V94H257L256 97H258ZM27 96H29V95L26 94L25 97H27ZM30 96H31V95H30ZM30 96H29V97H30ZM56 96H57L58 98H57ZM59 96H61V97H59ZM92 96H91V97H92ZM206 96H207V95H206ZM243 96H245V95H243ZM29 97H27V98H29ZM44 97H43V95H42V99H43ZM55 97H56V98H55ZM65 97H66V98H65ZM136 97H137V96H136ZM168 97H169V96H168ZM193 97L195 98V96H193ZM193 97H192V98H193ZM201 97L199 98V100L201 99ZM207 97H208V96H207ZM226 97H227V96H225V99H226ZM32 98H33V94H32V96H31V98L26 99L25 101H27V100H30V101H31V100H32V101L36 102V101L33 100ZM61 98H63V100H61L62 102L60 101ZM67 98H69V99L66 100ZM128 98H127V100H128ZM133 98H134V97H133ZM148 98L145 96V99H146V100H148ZM155 98H156V97H155ZM158 98H159V97H158ZM194 98H193V99H194ZM246 98H247V100H248L249 96H246ZM250 98L252 99V98H254V97L251 96ZM250 98H249V99H250ZM54 99H55V100H56V99H59V101H60L59 103H61V105L64 104L63 102H65V100H66L67 103H66V102H65V103H66L67 105H66V104H65V106L63 105V106H62L63 108H62L61 106L58 105V104H59L58 102H57L58 104L56 103V101H58V100H56V101L54 102ZM64 99H65V100H64ZM134 99H135V98H134ZM225 99H224V100H225ZM244 99H245V98H242L241 100H244ZM255 99H256V98H255ZM52 100H53V103H55L56 106H53ZM124 100H123V101H124ZM127 100H126V101H127ZM146 100H144V102H145ZM197 100H198V98L196 99V101H197ZM205 100H206V99H205V96H204V100H203V97H202V101H199V102H203V101H204V103L207 104V102H205ZM208 100H209V99H208ZM210 100H209V102H210ZM226 100H227V99H226ZM226 100H225V101H226ZM252 100H253V99H252ZM30 101H28V102H29V106L31 105ZM154 101H156L155 104H153ZM159 101H161L163 104L160 103L159 105H157V104L159 103ZM250 101H251V100H250ZM37 102H36V103H33V102H32V105H33L34 108H35V104H37ZM129 102H130V101H129ZM131 102H132V98H131ZM131 102H130V103H131ZM147 102H146V103H147ZM209 102H208V103H209ZM211 102H212V101H211ZM218 102H219V100L215 102V105H217L216 103H218ZM220 102H221V100H220ZM226 102H228V100H227ZM236 102H237V101L234 102V103H235V108H236V105H237V104H240L242 101L240 102V100H238V103H236ZM239 102H240V103H239ZM213 103H214V102H213ZM221 103H222V102H221ZM221 103H220V104H221ZM228 103H230V106H231V105H232V106L234 105V104H231L230 101H229ZM243 103H244V102H243ZM243 103H242V104H243ZM245 103H246V102H245ZM248 103H249V102H248ZM27 104H28V103H27ZM27 104H26L25 107H24V105H20V106H22V107H24V108L29 107ZM210 104H212V103H210ZM210 104H209V105H210ZM220 104H218L217 107H218ZM18 105H19V104H18ZM32 105H31V106H32ZM196 105H199L198 101H197V104H195V106H196ZM209 105L207 104L206 107H207V106H208V108H211V107H212V110H213V106H214V109H215V107H216V106L213 105V104L210 105L211 107H210ZM244 105H245V104H244ZM36 106H37V105H36ZM38 106H37V107H38ZM40 106H41V107H40ZM52 106H53L54 108H53ZM57 106H58L60 109H58ZM133 106H134V105H133ZM181 106H182V109H183V107H184V109H183V116H184V114H185L186 116H184V117H183V116H179L180 118L182 117L183 120L181 119V121L179 122L180 119H176V121H177V120H178V121L175 122L174 120H175L176 116H177V118H179V117H178V115H176V116L174 117L173 114H175V112H177V111H178V108H179V107L181 108ZM192 106H193V105H192ZM199 106L201 107V105H199ZM199 106H198V107H199ZM202 106L204 107L205 104L203 105V103H202ZM239 106H240V105H239ZM241 106H242V105H241ZM55 107H56L57 109H56ZM107 107H108V106H107ZM118 107H119V105H118L116 108H118ZM134 107H135V106H134ZM134 107H132V108H133L134 111H136L137 107H135L136 109H134ZM185 107H186V111H185ZM188 107H189V106H188ZM198 107H197V106L195 107V115H197V114H198V113H197L198 110H200ZM203 107H202V108H203ZM206 107H205V108H206ZM217 107H216V110H218ZM10 108L16 110V108H14V107H13V108L10 107ZM18 108H19V111H18L19 114H17V115H18V117H20V119H19L20 126H22L24 129H26L25 131L27 132V130H28L27 127H29V124H30V126L32 125V128H30V129H33V128H35V129L37 128V129H38V130H36V132H38L37 135H36L35 130L33 129V130H34V133H35V136H38L39 134H41V131L39 132V130H40L39 128H41L40 126L42 125V122L39 123V124H41V125L39 126V125H37V124H34V122H32V120H31V117H32L33 113L30 114V112H34V113H35V109L33 110V108H32V109H30L31 111H27V110H29V108H30V107H29V108H26V110L24 111V110H23L24 108H20L19 106H18ZM52 108H53V109H52ZM120 108H121V107H120ZM193 108H194V106H193ZM197 108H198V109H197ZM202 108H201V109H202ZM237 108H239V107L237 106ZM54 109H56V110H54ZM61 109H62V110H61ZM118 109H119V108H118ZM150 109H151V110H150ZM182 109H180V110H182ZM190 109H192V108L189 107V110H190ZM196 109H197V111H196ZM17 110H18V109H17ZM17 110H16V111H17ZM32 110H33V111H32ZM51 110H52V111H51ZM58 110H60L61 112L58 111ZM99 110H102V112H103V108H102V107H100ZM119 110H120V109H119ZM138 110H139V109H137V111H138ZM204 110H205V109H204ZM204 110H203V112H207V111H210L211 109L208 110V109L206 108V110H205V111H204ZM8 111H10V110L8 109ZM26 111L29 113V115H28L29 117H25V115L27 114ZM53 111H54V112L56 111V112H55L56 115L54 114ZM214 111H215V110H214ZM46 112H47V113L50 112V113H53V114L48 113V114H45V116H44V113H46ZM59 112H60V113H59ZM64 112H63V113H64ZM119 112H120V111H119ZM190 112L192 113V112H194V110H193V111L191 110ZM210 112H211V111H210ZM216 112H218V111H216ZM216 112H215V113L213 112L214 114L212 113V114H210V115H215ZM132 113H133V111H131V114H132ZM135 113H136V112H134L133 114H135ZM187 113H188V112H187ZM196 113H197V114H196ZM5 114H6V113H5ZM42 114H43V115H42ZM49 114H50V115H49ZM57 114H58V115H57ZM179 114L182 115L181 111H180ZM193 114H194V113H193ZM219 114H222V113H220V111H219ZM229 114H230V112H229L227 115L230 116ZM0 115H1V116H2V115L5 116L4 113H3V114H0ZM19 115H20V116H19ZM30 115H31V116H30ZM37 115H38L39 117H37ZM40 115H42V116H40ZM47 115L50 117V119L48 118ZM53 115H54V116H53ZM137 115H138V114H137ZM172 115H173V116H172ZM217 115H218V114H217ZM227 115H225V117H226ZM23 116H24V117H23ZM52 116H53V118H52ZM56 116H57V117H56ZM135 116H136V114L134 115V117H135ZM228 116H227V117H228ZM14 117H16V114H15ZM137 117H143V115H142V116L139 115V116H137ZM227 117H226V118H227ZM33 118H34V117H33ZM37 118H38V119H37ZM58 119H57V120H58ZM145 119H146V118H145ZM57 120L54 119L53 122L56 121L55 123L57 124ZM117 120H118V119H117ZM40 121H41V120H40ZM58 121H59V120H58ZM114 121H115V120H114ZM145 121H146V120H145ZM38 122H36V123H38ZM51 122H52V120H51ZM85 122H86V121H85ZM85 122L83 121L84 124H85ZM109 122H110V123H109ZM172 122L175 123L177 126H174V124H173ZM58 123H59V122H58ZM81 123H82V122H81ZM117 123H118V121H117ZM170 123H171V124H170ZM182 123H183V122H182ZM182 123L180 124V126L182 125ZM3 124H4V126H5V123H3ZM21 124H22V125H21ZM108 124H109V125H108ZM169 124H170V126H169ZM35 125H37V127H36ZM58 125H61V124L59 123V124H57L56 126L59 127ZM81 125H82V124H81ZM81 125H79V127H80ZM114 125H115V124H114ZM121 125H122V124H120L119 126H121ZM6 126H7V125H6ZM34 126H35V127H34ZM83 126H84V125H83ZM116 126H118V124H117ZM116 126H115V127H116ZM119 126L116 127V128H119ZM171 126H174V127H175L174 129H175V132H176V135H177V136H171L172 133H173L174 131H172V133H171V131H170V132H169L170 135H169L168 132L166 131L165 128H167V127L169 128V129L167 128L168 131L170 130V128H171V130H172L173 127H171ZM38 127H39V128H38ZM42 127H43V126H42ZM57 127H56V128H57ZM109 127H108V129H110ZM3 128L6 129V127H3ZM43 128H44V127H43ZM43 128H42V129H43ZM80 128H81V127H80ZM120 128H121V127H120ZM42 129H41V130H42ZM61 129H62V128H61ZM61 129L59 128L58 130H60V133H58V131H56V134L58 133V134L60 135V134L62 133L60 136H61V137H64L65 133H64V135H63V132H61ZM123 129H124V130H123ZM164 129H165V130H164ZM177 129H178V130L181 129V132H180V130L178 131ZM54 130H56V129H54ZM54 130L52 131V133L54 132V137H55L56 135H55V131H54ZM95 130H96V131H95ZM176 130H177L179 133H178ZM23 131H24V130H23ZM25 131H24V132H25ZM91 131H92V130H91ZM91 131H89V132L91 133ZM101 131H103V132H110L111 134L109 135L108 133L106 134V133H103V132H101ZM134 131H135V130H134ZM165 131H166V132H165ZM26 132H25V133H26ZM30 132H31V131H29V133H30ZM32 132H33V131H32ZM32 132H31V134H33ZM80 132H81V131H80ZM87 132H88V131H87ZM95 132H98V133H97L98 135L95 136ZM135 132H136V131H135ZM164 132L167 133V135H169V136H171L172 138H174V141L171 142V141H172L171 138L168 140L169 136L167 137L166 134H165ZM175 132L173 133V135L175 134ZM21 133H22V131H21ZM29 133H28V134H29ZM101 133H102V134H101ZM177 133H178V134H177ZM22 134H23V133H22ZM45 134H48V133L46 132V130H45V133H44L43 130H42V134L39 135V136H45ZM49 134H51V132H50ZM58 134H57V136L59 137ZM80 134H81V133H80ZM80 134H79V135H80ZM87 134H89V133H87ZM91 134H92V133H91ZM164 134H165V136L167 137V140H168V141H167L166 139H165V140H166L168 143H169V142L171 143V147H169L170 145H169L168 143H165V140H164V137H165V136H164ZM25 135H26V134H24V136H25ZM77 135H78V134H77ZM79 135H78V136H79ZM82 135H83V133H82ZM82 135H81V136H82ZM84 135H85V134H84ZM84 135H83V136H84ZM99 135H102V139H100V138H99V139L101 140V144L104 143V145H101V146H100V143L98 142V141H100V140H98ZM108 135H109V136H108ZM139 135L141 136L140 139H141V142H142V143L140 142V140H136V137L139 139ZM178 135H181V136H183V137L181 138V137H179ZM35 136H34V137H35ZM39 136L36 137L37 140H38ZM51 136H52V135H51ZM81 136H80V137H81ZM89 136H90V137H93V135H92V136L89 135ZM103 136L106 137L105 139H107V140H105L106 143L104 142ZM107 136H108V138H107ZM27 137H30V139H31V137H32V141H36V140H34V139H36V138H34L33 135L30 136V134H29V136H27ZM61 137H60V138H61ZM66 137H67V136H66ZM66 137H64V140L67 139ZM84 137H85V136H84ZM84 137H81L80 139H82V138H83V139H86V138H84ZM86 137H87V139H89L88 136H86ZM100 137H101V136H100ZM134 137H135V139H134ZM176 137H178L179 139L181 138V139L179 140V139L176 138ZM65 138H66V139H65ZM69 138H70V137H69ZM72 138H73V137H72ZM74 138H75V137H74ZM76 138H78V137H76ZM129 138H130V137H129ZM132 138H133V139H132ZM143 138H144V140H145V139H146V140L144 141ZM175 138H176L177 140H176ZM70 139H71V138H70ZM80 139H77V141H78V140L80 141ZM83 139H82V140H83ZM92 139H90V140H92ZM90 140H89V141H90ZM102 140H103V141H102ZM134 140H135V141H139L140 144L138 143L139 145H137L139 150H136L137 146L135 145ZM170 140H171V141H170ZM68 141H69V140H68ZM79 141H78V142H79ZM84 141H85V140H84ZM150 141H151V143H150ZM178 141H177V142H178ZM66 142H67V141H66ZM69 142H70V141H69ZM73 142H74V141H71L70 143L73 144ZM120 142H121V141L119 140L118 143H120ZM62 143L65 144V142H62ZM75 143H76V146H77V142H75ZM86 143H87V141H86ZM89 143H90V142H89ZM98 143H99V144H98ZM122 143L120 144L121 146H122ZM79 144H81V142H79ZM79 144H78V145H79ZM83 144H85V142H84V143L82 142V145H83ZM167 144H168V145H167ZM65 145H66V146H69L68 144H65ZM70 145H71V144H70ZM24 146L28 147V145H23L22 148H20V150H21V149L23 150ZM62 146H63V145H62ZM79 146H80V145H79ZM79 146H77V147H79ZM167 146H168L169 148H168ZM217 146H218V145H217ZM20 147H21V146H20ZM26 147H25V150H26ZM60 147H61V146H60ZM70 147H74V145H72V146H70ZM70 147H68V149H69ZM64 148H65V151H63L64 153L62 152V153L60 154L61 156H62L63 154H65L66 151L68 150V149L66 150L67 147L64 146L62 149L64 150ZM140 148H141V150H140ZM217 148H218V149H215V151L219 150V147H217ZM220 148H222V147L220 146ZM59 149L61 150V148H59ZM93 150H94V149H93ZM123 150H122V151H123ZM27 151H28V148H27ZM220 151H221V149H220ZM262 151H264V148H263ZM15 152H16V151H15ZM15 152H14V153H15ZM59 152H61V151H59ZM59 152H58V153H59ZM68 152H69V153H68ZM70 152H71V151H69V150L67 151V154H69V156L71 155ZM113 152H114V153H113ZM119 152H120V153H119ZM132 152H133V153H132ZM139 152H141L140 155H138ZM149 152H148L147 155H148V158H149V157H150V158H149V161L147 160V165H145L146 168L144 167V164H143V165L141 164V166L138 165V166L141 167V169L139 168L140 170H137L136 168H133L134 165H133L131 159H126V158L124 159V160H130V161H131V165H130L131 167L129 166V164L127 165V166L130 167V169H129L130 171H129V170H125V171H127V172L129 171V173L131 172V173H130V177L128 178L129 181H131L133 178H134V179L136 178L135 181H134V179L132 180V183L135 182L134 184H132V185H134V186L137 185L136 183H139V184H138V186H139L140 184L143 183L144 180H145V181L148 180L147 182H149V183H147V182L144 181L145 183H147V185L151 184V182H150V180H149L148 178H149V177L152 178V174H151V176H150V173H152V172H149L150 169H149V171H147V173L144 171V169H146V170L148 169V167H147V166H149L148 164L152 163L153 166H154L155 164L157 165V166L155 165L156 167H155V166L152 167V165H150V166L154 169L155 172H156L155 168H156V169H159V168H160V169H162V170L165 169V168L158 167V164H157V163H158V162H161V163H162L163 160H160V161L157 160L158 158L156 159V156H155V158H153V159H155V161L157 160L158 162H156V163L151 162L153 159H152V157L149 155ZM157 152H158V153H157ZM218 152H219V151H217L216 153H218ZM221 152H222V151H221ZM19 153H20V151L18 150L16 154H19ZM71 153H72V152H71ZM93 153H95V151H93ZM102 153H103V154H102ZM118 153H119V154H118ZM162 153H160V154H158V155L161 156ZM213 153H215V152H213ZM219 153H220V152H219ZM244 153H245V152H244ZM24 154H25V153H24ZM24 154H22V152H21V154H19V157H16V158H17V159L19 158L18 160L20 161L21 159H24V158H25ZM26 154H27V153H26ZM26 154H25V155H26ZM67 154H65V155H67ZM95 154H96V153H95ZM97 154H99V153H97ZM163 154H162V155H163ZM168 154H169L170 156H169ZM174 154H175V153H174ZM13 155H14V154H13ZM20 155H23L24 157H23V156L20 157ZM57 155H58V154L56 153V154H55V157L53 158L54 161H56L58 157H61V156H58V157L56 158ZM65 155H64V156H65ZM100 155H99V156H100ZM113 155H112V160H113V158H114ZM154 155H153V156H154ZM158 155H157V157H159ZM175 155H176V154H175ZM245 155H246V154H245ZM262 155H264V154L262 153ZM16 156H17V155H16ZM69 156H68V157H69ZM71 156H72V155H71ZM71 156H70V157H71ZM108 156H107V158L104 159V160H107V159H108ZM124 156H125V155H124ZM130 156H131V155H130ZM164 156L167 157L166 154L163 155V157H164ZM65 157H66V156H65ZM68 157H66V158H62V157H61V158L64 159V160L67 159V161H70L71 159H68ZM73 157H74V156H73ZM103 157H104V156H103ZM109 157L111 158V156H109ZM115 157H116V156H115ZM128 157H127V158H128ZM165 157H164V158H165ZM168 157H167V158H168ZM176 157H177V156H176ZM55 158H56V159H55ZM110 158H109V159H110ZM117 158H119V157H117ZM130 158H132V157H130ZM164 158H163V159H164ZM167 158H166V159H167ZM172 158H174V157H172ZM59 159H60V158H59ZM62 159H61V160H62ZM72 159H73V158H72ZM99 159L102 160V156H101ZM109 159H108V161H109ZM120 159H121V158H119V159H117V160H120ZM144 159L141 160L140 163H142L143 161H144V163H145V160H144ZM151 159H152V160H151ZM24 160H26V159H24ZM24 160H22V161H24ZM61 160H60V162H61ZM112 160H111V161H112ZM115 160H116V159H114V161H115ZM117 160H116V161H117ZM124 160H123V161H124ZM150 160H151V161H150ZM168 160H170V159H168ZM168 160H165V159H164V161H163L164 163H162V164L160 163V164L164 167ZM172 160L174 161V159H172ZM22 161L19 162V163L21 164ZM27 161H28V159H27ZM58 161H59V160H57L56 162H53V161H52V162L54 163V166H55L56 163L62 165V164H61L62 162H61V163H60V162L58 163ZM62 161H63V160H62ZM73 161H74V159H73ZM73 161H71V162H73ZM121 161H122V160H120V162H121ZM123 161H122V162H123ZM137 161L135 160L134 163L137 164ZM153 161H154V160H153ZM165 161H166V162H165ZM173 161H172V162H173ZM175 161H176V162L178 161V157L176 158ZM175 161H174V164H176ZM239 161H240V160H239ZM241 161H242V162H243V161L246 162L245 159H241ZM241 161H240V162H241ZM28 162H29V161H28ZM28 162H27V163H28ZM31 162H33V161H31ZM64 162H65V161H63V163H64ZM117 162H118V161H117ZM122 162H121V163H122ZM148 162H149V163H148ZM23 163H24V162H23ZM23 163H22V165H23ZM33 163H34V162H33ZM69 163H70V162H69ZM69 163H68V165H69ZM113 163H115V162H113ZM118 163H119V162H118ZM121 163L119 164V167H120ZM123 163H124V162H123ZM126 163H127V162H126ZM138 163H139V162H138ZM236 163H237V164H240L238 161H237ZM28 164H30V162H29ZM34 164H35V163H34ZM65 164H66V163H65ZM65 164L63 165L64 168L68 166L67 164H66V165H65ZM73 164H75V163L73 162ZM115 164H116V163H115ZM124 164H125V163H124ZM145 164H146V163H145ZM168 164H169V161H168ZM168 164H166V165H168ZM172 164H173V163H172ZM30 165H31V166H30ZM30 165H28V167H32V163H31ZM51 165L53 166V164H51ZM117 165H118V164H117ZM176 165H177V164H176ZM24 166H27V165H26V162L24 163ZM54 166H53V167H54ZM71 166L73 167L72 164H71ZM132 166H133V167H132ZM135 166L137 167V165H135ZM159 166H160V165H159ZM55 167L58 168V167H61V166H55ZM76 167H77V164H76ZM122 167H123V164H122ZM122 167H121V168H122ZM129 167H128V168H129ZM142 167H144V168H143V171L147 174L146 177L144 176L145 174L142 173V171H141V170H142ZM151 167H150V168H151ZM169 167H173V168L176 167V168H177V166H175V165L173 166V165H171V163H170V166H169ZM56 168H54V169H56ZM74 168H75V167H74ZM125 168H126V166H125ZM128 168H126V169H128ZM152 168H151V171L153 170ZM166 168H168V167L166 166ZM173 168H172V169H173ZM68 169H69V171H72V170H70V169H72L71 167L68 168ZM160 169H159V170H160ZM169 169H171V168H168V172H167V171H165V172L163 171V173H166V174H167V175L164 174V177H163V178H166V177H168V176H169L168 178H170V176H171L172 173H173V170H172V172H171V170H169ZM177 169H178V171H177L176 173L179 172V168H177ZM177 169H176V170H177ZM56 170H57V169H56ZM56 170H55V171H56ZM60 170H61V169H60ZM60 170H59V168H58L59 174L56 173V174H58L59 176H61V174H60ZM63 170H64V169H63ZM63 170H62V171H63ZM120 170L123 171L124 169L122 168V169H120ZM166 170H167V169H166ZM174 170H175V169H174ZM176 170H175V171H176ZM58 171H57V172H58ZM138 171H140L139 173H140V174L142 173L143 177H145L147 180L144 179V178H140V180L142 179V181H140V180H139L140 182L137 181V179H139V178L134 177V174H132V173H136V172L138 173ZM94 172L96 173V171H94ZM127 172H126V173H125V172H122V173L127 174V177H128L129 173H127ZM169 172H170V175H169ZM54 173H55V172H54ZM62 173L64 174V172H62ZM69 173H70V172H69ZM71 173H72V172H71ZM71 173H70V174H71ZM92 173H93V172H92ZM139 173H138V174H139ZM174 173H175V172H174ZM176 173H175V174H176ZM259 173H260V172H259ZM261 173H262V172H261ZM261 173H260V174H261ZM65 174H66V173H65ZM70 174H69L70 177H68L67 179L71 178V175H70ZM93 174H94V173H93ZM96 174L99 175L98 172H97ZM96 174H95V175H96ZM131 174H132V175H131ZM154 174H155V173H154ZM154 174H153V175H154ZM178 174H179V173H178ZM180 174H181V173H180ZM180 174H179V175L176 174V175H177L176 177L174 176V174H173L172 176H174V177L176 178L175 180H177L178 177L181 178V177H180V176H181ZM67 175H68V174H67ZM90 175H92V174L90 173ZM157 175H158V174H157ZM256 175H257V173H256ZM258 175H259V174H258ZM258 175H257V176H258ZM99 176H100V175H99ZM101 176H102V175H101ZM101 176H100V177H101ZM131 176H133V177L131 178ZM135 176H138V175L135 174ZM148 176H149V177H148ZM154 176H155V175H154ZM154 176H153V179H154ZM165 176H166V177H165ZM172 176H171L170 179L174 178V177H172ZM257 176H256V177H257ZM262 176H263V174H262ZM262 176L260 175L259 178H261ZM51 177H53V176H51ZM57 177H58V176H57ZM61 177H62V178H66L67 176L65 177V176L63 175V176H61ZM91 177H93V178H91ZM91 177H89L88 179L91 178V180H93V179H94L95 177H97V176L94 177V175H93V176H91ZM138 177H139V176H138ZM140 177H142V176L140 175ZM54 178H55V177H54ZM58 178H59V177H58ZM86 178H87V176H86ZM125 178H126V177H125ZM125 178H124V179H125ZM157 178H158V176L155 177V179L158 180V182L161 184V182H160L161 179H157ZM159 178H160V177H159ZM262 178H263V177H262ZM52 179H53V178H52ZM60 179H61V178H60ZM67 179H66V180H67ZM83 179L86 180L85 177H84ZM96 179H97V180H99V179L101 180V179H102V181H103V177H102V178H98V177H97ZM126 179H127V178H126ZM128 179H127V180H128ZM143 179H144V180H143ZM155 179H154V180H151L152 183H153V182L156 183V184L153 183L152 186H151V185H149V186L146 185V186H145L144 183H143V187L145 186V187L147 188V190L145 189V190H146L145 193H147V194H145V193L143 194V192H144L145 190H144V188H143L142 185H141L142 189H140V192H141V190H142V193L139 192V193L141 194V197H140V198H142V196H145V197L149 196V198H150L152 195H155L154 192L156 191V189H157L158 187H160V189H161V191H162L163 193H164L165 191H167V189H165L166 187H163V189H164L165 191L161 188V187H162V184H163V181H162V184H161V186H160V185H157L158 182H155V181H156ZM54 180L57 181V179H54ZM100 180H99V181H100ZM159 180H160V181H159ZM178 180H179V179H178ZM205 180H206V181H205ZM210 180H211V179H210ZM249 180H250V179H249ZM249 180H248V182L250 183L251 181H249ZM63 181H64V180H63ZM68 181H69V180H67V183H68ZM71 181L74 182V181H73V178L71 179ZM75 181H76V180H75ZM99 181H97V182H99ZM124 181L126 182V180H124ZM136 181H137V182H136ZM203 181H204V182H203ZM211 181H212V180H211ZM211 181H210V182H211ZM59 182H60V180H59ZM61 182H62V180H61ZM79 182H81V181H78V183H79ZM85 182H87V181H85ZM88 182L90 183V182H93V181H88ZM94 182H95V180H94ZM141 182H142V183H141ZM200 182H201L200 185L202 186V188H201L200 185H198ZM205 182H206V183H207V182L210 183L209 180L207 181V179H204V178H202L201 181L197 182V183H198L197 185L200 186V187H199L200 189H199L198 187H197V189H198V190H201V189H202V191H201L202 193L204 192L203 189L205 190V188H204V186L206 185ZM213 182H215V181L213 180ZM248 182H247V183H248ZM63 183H65V182H63ZM63 183H60V185L62 184V186H63V185L66 186V183H65V184H63ZM100 183H101V182H100ZM114 183H115V182H114ZM122 183H123V182H122ZM129 183H130V184H129ZM202 183H204L205 185L203 186ZM252 183H253V181H252ZM68 184L70 185V183H68ZM68 184H67V188L69 187ZM80 184H82V183H80ZM90 184H92V185H91L92 189H91V188H90V189L93 190V189H94L93 186H94L95 184H98V183L95 182V184H94V183H90ZM112 184H113V183H112ZM126 184H128V186L130 187L129 189L132 190L133 186L131 185V182H128V183L126 182ZM210 184L212 185L213 183H210ZM210 184L207 185L208 187L206 186L207 189L211 186ZM78 185H79V184H78ZM87 185H88V184H87ZM113 185H114V184H113ZM113 185H112V189H113ZM118 185H119V186H120V185H123V186H124V184H118V183H116V187H117ZM197 185H196V186H197ZM213 185H214V184H213ZM213 185H212L211 187L214 188ZM250 185H251V183H250ZM250 185L248 184L249 187H251ZM17 186H18V185H17ZM17 186H16V187H17ZM22 186H23V185H22ZM62 186H61V187H62ZM65 186H63V187L66 188ZM80 186H81V185H80ZM82 186H83V184H82ZM119 186H118V187H119ZM128 186L126 185V187H128ZM131 186H132V187H131ZM153 186H154V188H155V191L153 190L154 188H153V189L151 188V187H153ZM157 186H158V187H157ZM163 186H165V185L163 184ZM181 186H182V185H181ZM181 186H180V187H181ZM14 187H15V186H14ZM16 187H15V188H16ZM19 187H20V186H19ZM19 187H18V188H19ZM23 187H25V186H23ZM61 187L59 186V189H60V191L63 192L64 189H61ZM77 187H79V186H77ZM85 187H86V185H84V188L82 187V189L85 190ZM118 187H117V189H118ZM135 187H136V186H135ZM135 187H134V191H133V190H132L133 192L131 191V194L133 193L132 195H134V196H135L136 194H137V196H140V194L138 193V190H136L137 193L135 192V189H136V188L138 189V187H136V188H135ZM141 187L139 186V188H141ZM149 187H150V188H149ZM156 187H157V188H156ZM182 187H183V186H182ZM182 187L180 188L179 191H178V190H176V191L173 190V192H174V191H175L176 193L179 192V194H178V193L176 194V193L174 192L176 196H177V195H181V194H180V191L184 190V188H185V187H184V188H182ZM18 188H17V189H18ZM21 188H22V187H20L19 189H21ZM57 188H58V187H57ZM119 188L121 189L122 187H119ZM148 188H149V189H148ZM13 189H14V188H13ZM13 189L11 188L12 191H13ZM17 189H15V191H14V192H15V193H14L15 196H18V195H16V194H23V193H20V192L18 193V190H17ZM68 189H70V188H68ZM77 189L79 190V188H77ZM117 189L114 187V191H115V193H114L113 195H116V191H117ZM160 189H158L157 191L159 192ZM186 189H187V188H185L184 192H185V191L187 192ZM209 189H210V188H209ZM211 189H212V188H211ZM73 190H74V189H73ZM123 190H125V189H122V191H123ZM130 190H126L125 193H127V192L130 191ZM152 190H153L154 192H153ZM213 190H214V189L209 190V194H208L207 192H204V193H207V194H206V197H205V196L203 197V194H202V193L199 192V193L202 195V196H201V195L197 192V193L199 194V196H200V197H198L199 199H200V198H201V199L204 198V200H199V201H205V199H207V198L209 197L208 195H211L210 191L212 192ZM16 191H17V192H16ZM19 191H20V190H19ZM56 191H57V189H56ZM64 191H65V190H64ZM66 191H68V190H66ZM66 191H65L63 194H62V193H61V194H62V195H66V193H67ZM75 191H77V190L75 189ZM80 191H81V188H80ZM80 191H77V192L79 193ZM86 191H87V187H86ZM88 191H90V190H88ZM88 191H87L86 193H88ZM120 191H121V190H120ZM122 191H121V193L123 194L124 191H123V192H122ZM148 191H149V192L152 191V192H150V194H149ZM157 191H156V192H157ZM168 191H169V190H168ZM206 191H208V190H206ZM9 192H10V191H9ZM9 192L7 193L8 198H9ZM47 192H48V191H47ZM69 192H70V190H69ZM71 192H73V191L71 190ZM82 192H85V191L82 190ZM91 192H92V191H91ZM117 192H119V191H117ZM158 192H157V193H158ZM162 192H161V193H158V194H163ZM173 192H172V193H173ZM182 192H183V191H182ZM182 192H181V193H182ZM184 192H183L182 195L187 194V193H184ZM10 193H11V192H10ZM54 193H56L57 196H58V195H60V196L57 197ZM57 193H58V191L55 192L54 190H53V192H52V190H51V194H50V193H46L47 195L50 194L49 197H48L47 195H45V196H47V199H46V200H48V201L50 200V203H51V204L49 203L50 205H52L53 202L56 201V199H57V200H63V199H62L63 197L61 196V194H57ZM59 193H60V192H59ZM125 193H124L123 195H121L120 193H117V196H118V197H117V196L114 197L113 195H111V196L114 197V198L112 197L113 199H111V202H112V203L116 202V204L122 205V206H121V207H122V210L125 209L124 204L126 203V204H127V205H125V206H127L126 209L130 208L131 214H134V213L136 214L138 211H140V213H142V214H143V213L145 214V212L148 211L149 213H147V214H145V215H146V216H151V214H152L153 216H152L151 218L154 219V217H156V220L153 221V219H152L151 222L149 223L148 221H150V220H148V219H151V218H150V217L146 218L144 214H143L142 216H140V214H139V212H138V213H137L138 215L136 214L137 217H134V216H133V217H134V220H133V218H132V221H133V223H132V222H131V217H132V216H131V217H128V216H130V214H128L127 211L125 210L124 213H125L126 215H127V214H128V215H127V216H126L125 214H123V215H125V216L128 217L129 219L127 218V219H128V220H127V219L125 218V220L120 221V222L118 223V222H116V220H114V219H117V221H118V217H119L120 214L118 215V213H115V211L113 212V214H115V215L111 214L112 211H113V209L111 208V206H112L113 204H109V203H110V200L108 199V196H106V194L103 195V199L100 198V199L98 200V202H100V201L103 200L102 202L99 203L100 208L98 207V205H96V207H98V209H97L96 207H94V208H95L94 211H97V210H98V211H100V212H99V214H100V213L102 212L100 209H101L103 203L105 202L104 200H106V199L108 200V202H107L108 204L105 203V204H106V207H107V205H108L107 208H109V206L111 205L109 209H112V211H111V213H110V211H108L109 209L106 208V209H107V212H105L104 214H103V213L100 214V217L98 216V217L100 218V220H101V219H104V220L106 219L107 221H109L110 224L108 223V226L111 227V229L109 228L111 231H113L112 229H117V230L119 229V232H118V233L120 234V232H121V234H122L123 231L126 230L127 233L130 231V232H129V233H130L129 236L131 235V237H129V236L126 237L127 233L125 234L126 231H124V235H125V237H123L124 235H122V237H123V238H122V237H121V234H120V237H119V238H118V237H115V238H114V239H117V238H118L119 240H120V238H122L121 241L123 242V244L126 243V246H125V247H124V245L122 244V242L119 243V241H117L118 239H117L116 241L113 239V242L116 243L117 245H118V243H119V245H120V244L123 245V247H121V245H120V246L118 245L120 248L117 249L116 252H115V248L118 247V246H115V248H114V247H113L114 243H113V244L111 243L112 245L110 246V245H108V243H109L108 241H109V238H110L111 234H113V236H117V235H115L114 233H112L109 229H106V228H108V227H106V226H107V223H106V224L104 223L105 227H104L103 225L98 226L99 223L102 224V222H103L104 220H103V221H100V220H99V221H100V222H99L98 219H97L98 217H97V218H96L97 221H98V224H97V221H95V216H97V215H95V214H96L97 212H96V213L93 212V209H94V208L91 210L92 213L90 212V214L93 216L94 221H93L92 216H91V218H90V216H89V218H90L91 221H93V222H92L93 224H95L94 222H96L95 225L98 226V227L96 226V228L98 229V230H97V232H98L97 234H99V236H100V235L103 234V233L100 234L99 232H103L102 229H105L104 234H105V232H106V234L109 235V237H107L106 234H105V236H104V234H103V235H101V237H99V240L102 238V243H103V242H106V241H105L106 237L108 238V239H106V240H108V241L106 242V243H107V244H106L107 247H110L111 250L114 251V252L116 253V255H115L116 257L113 258V259H115V260H114V262H113L112 264H133L134 262H136V264H137V263L140 264L142 261H141V262H137V261H139L140 259H142V257H147V258H145V261H143L144 264H147V263H150V264H168L170 261H172V260L170 259L171 256H172V259H173L172 262H174V263H171V262H170L169 264H179V263H176V262H180V264H181V261H178V260H180V259L177 260V258H180L181 256L183 257V255H185L184 253H181V252L186 251V254H189V253H190L191 256H190V254H189V256L186 255V256H188V257H187V259H188V258H190V257H192V256H193V257H194V256H197V257H198V256L200 255L199 253H200L201 251H203V252L205 251L206 248H204V247L206 246V244H204V243L207 241V237H206L205 239H204V237H205L206 235L208 236V234L206 233V232H207L206 230H208V233H209V232H210L209 230L212 231V228H213V227H211V226L208 224V222L206 223L207 225H204V224H205V223H204L205 220H204V222L200 220V218H203V219L205 218V217H201V216H204L203 212L200 213V211L198 210V209L200 208L198 205L202 204V202H201V203L198 202V205H197L198 208H197V209H196V205L194 206L195 208H193L194 211L196 210V213H197V210H198V213H197V217H196V218L199 217V213L202 214V215L200 216V218H199V220H200V222H199V220H196V218H195V219L193 218V217L196 216V214L193 213V210L191 211L192 208L189 207V206H188V207L190 208V210H188L189 208H185L186 205H189V198H188V197H187V198H188V201H187L188 204H187V203H186V199H187V198L184 199L185 196H182V195H181V197H183V200H184V201H183V200H182V201L185 202V203H186V204H185V203L181 202V199H182V198L179 199L180 196H179L178 198L175 197V195L172 194L171 191H169V193H168V192H165V194H164L165 196H164V195H160L161 198L158 197L159 195H155V196H153L154 198L152 197L151 199L153 200V199H155V197L157 196L156 199H157V198L160 199V200H159L160 203H161V201L163 200V199H162L163 196H164L163 198H167V200L169 199V197H171V198L169 199L170 201H166V199H164L165 201H163V202H164V203L166 202V203H165V206L168 204L166 207L164 206L163 203H162L163 205H159V202H158V201L156 202V200H154V203H155V202H156V203H155V204H152V205H153V209H152V207H151L152 205H149V204H151V202H149V200H150V201H152V200H151V199L148 200V197H147V200H148V202H147L148 204H147V203H144V202H143V201L146 200V198L143 197L144 200L141 199L142 204L144 203V205H145V204L148 205L147 207L149 208V209L147 208L148 210L145 211V209H146V205L144 206L145 208H144L143 210H141V208L139 207V206H140L139 203H141L140 200H139V197H138V199L135 200V198L133 199V197H131L132 195L129 194L130 192H128V194H125ZM166 193H167V194H166ZM170 193H171V194H170ZM14 194H12V198H13V199L16 198V197H13ZM28 194H29V193H28ZM28 194H26V195L23 194V195H24V197H25V196H27ZM71 194H72V193H71ZM76 194H77V193H76ZM79 194H80V193H79ZM84 194H85V193H84ZM84 194H81V195H84ZM88 194L90 195V193H88ZM88 194H87V196H88ZM92 194H93V192H92ZM118 194H120V195H118ZM5 195H6V193H5ZM68 195H69V193H68ZM85 195H86V194H85ZM107 195H109V194H107ZM130 195H131V196H130ZM168 195H169V197H167ZM173 195H174V196H173ZM70 196H71V195H69V198H71ZM104 196H106L107 198L105 199ZM111 196L109 195V197H111ZM207 196H208V197H207ZM3 197L7 199V197H5V196H3ZM10 197H11V195H10ZM34 197L36 198L37 195L35 194ZM38 197H39V198H36V199H37V201L40 200L39 202L43 201V200H41V199H45V198H46V197L43 198L42 196H41V198H40V196H38ZM56 197H57V198H56ZM60 197H62V198L59 199ZM64 197H67V196H64ZM79 197H80V196H79ZM27 198H30V196H27L26 198H23V201L25 200V201L27 202V201H28ZM55 198H56V199H55ZM80 198H83V196L80 197ZM84 198H85V196H84ZM86 198H87V197H86ZM92 198L95 199L94 194H93ZM115 198H116V199L118 198L117 201H119V199H120L119 203H117V201H116ZM172 198H173V199H172ZM6 199H3V201L5 202ZM19 199H22V198L20 197ZM19 199L16 198L15 200L18 201V203H19L20 201H22V200L19 201ZM26 199H27V200H26ZM31 199H33V195H32V198H30V200H31ZM88 199H89V196H88ZM90 199H91V198H90ZM114 199H115V200H114ZM132 199H133V201H132ZM158 199H157V200H158ZM7 200H8V199H7ZM9 200H10V198H9ZM46 200H44V202H45ZM54 200H55V201H54ZM66 200H67V199H66ZM66 200H63V201H64L63 203L60 202L61 205H63L64 203L67 204ZM107 200H106V201H107ZM113 200H114V201H113ZM138 200H139V201H138ZM147 200H146V201H147ZM10 201L12 202V205H13V204L15 205V202H16V201H14V200H13V201L10 200ZM23 201H22V204L25 206L26 203L24 202V203H25V204H24ZM32 201H33V200H32ZM34 201H35V204H36L37 206H38V205H39V206H42V204L40 205V203L37 202L36 200H34ZM34 201H33V204H34ZM11 202L8 201L7 203H10V204H11ZM57 202L59 203V201H56V204H58ZM70 202H72V201L69 199V203H70ZM73 202H75V201H73ZM135 202H136V205H137V204L139 205V206L137 205V208L139 207V209H138V211H136V212H134V211H135L134 208H136V206L134 207V205H133V204H135ZM138 202H139V203H138ZM167 202H168V203H167ZM205 202H206V201H205ZM42 203H43V202H42ZM152 203H153V201H152ZM157 203H158V204H157ZM182 203H183V204H182ZM203 203H204V202H203ZM16 204H17V203H16ZM45 204H47V202H45ZM66 204H65V205H66ZM71 204H73V203H71ZM71 204H69V205H71ZM97 204H98V203H97ZM100 204H102V205H100ZM250 204H251V203H250ZM26 205H27V204H26ZM36 205H34V206H36ZM58 205H59V204H58ZM58 205H56V207H54V210H55V211H53V209H52V211L55 212V213L50 212L49 214H54V215H55V214L57 213L56 211H57L58 209H60V206H61V205H60L59 208H58V207H57ZM65 205H64V206H61V208L64 207V208H66V210H67V208H69V205L67 204L68 207H66L67 205H66V206H65ZM75 205H76V203H75ZM128 205H129L130 207H129ZM154 205H155V207H154ZM158 205H159V206H158ZM247 205H248L247 208L249 207V209H250V207H251L252 210H251V209H250V210H251L252 212H255V210H256V211L258 210V209H256V208L252 207V206H253L252 204H251L250 206H249V204H247ZM37 206H36V207H37ZM43 206H44V205H43ZM45 206H46V207H43V208H46V210H44L43 208H41V209L39 208V209H40L41 211H44V212L47 211L48 209H49V210H48L47 212L51 211V210H50V206L48 207V209H47V206H48V205H45ZM54 206H55V205H54ZM103 206L105 207V205H103ZM141 206L143 207V205H141ZM149 206L151 207V210H150V207H149ZM157 206H158V207H157ZM160 206H161V207H160ZM71 207H72V206H71ZM73 207H74V205H73ZM123 207H124V209H123ZM156 207H157V208H156ZM163 207H164V208H163ZM183 207L185 208V209H183L184 211H185V210H186V211L188 210L190 213H193V215H194V216L192 217L194 220H189L191 214L187 211V212L190 214V216H189V214H188V216H189V218L187 219L188 222H190V221H193V222H194V221L196 220V223H197V224H194L193 226L198 225V223L203 222V223H204L203 225L206 226V228H208V229H206L205 227L203 228V229H204V230H203L204 232H202V233H203V234L205 233V234H204V235H205L204 237H202V233H201V231L195 230L196 233L193 232L194 230L191 231V232H193V234H192V235H193V238L195 237L196 240L200 243V245H203V247H202V246L200 247L199 245H198L199 247H197L195 241L192 240L193 238L191 237L190 234H187V232H186V233L184 232L185 234L182 233L183 230H186V229L188 230V227H187L186 229L183 228V227L186 226V225H185V223H186L185 220H186V218H187V217H186V215H187L186 213H187V212L185 213L186 215H185V214L182 215V214L184 213V212L182 213V211H183L182 208H183ZM25 208L28 209V208H30V207H29V206H28V207H24V211H26V212L28 213L30 210L28 209V211H27V209H25ZM55 208H57V209H55ZM64 208H62V209H64ZM75 208H76V206H75ZM102 208H103V207H102ZM137 208H136V210H137ZM33 209H35V208H33ZM42 209H43V210H42ZM96 209H97V210H96ZM22 210H23V209H22ZM31 210H32V209H31ZM69 210H71V209H69ZM73 210H74V209H73ZM104 210H105V208H104ZM253 210H254V211H253ZM261 210H263V209L259 208V210H258V213H259V214L255 212L256 215H258V217L260 216V214H261V215L263 214V211H264V210H263V211H261ZM24 211H23V213H24ZM33 211L35 212L36 215L38 214V215H37V218H39V213H36V211H39V210H33ZM59 211H61V209L58 210V212H59ZM128 211H129V210H128ZM141 211H144V212H141ZM259 211H261L262 213H260ZM14 212H15V211H14ZM122 212H123V211H122ZM27 213L25 214V216H27L28 219H29L32 215H34V213H33V214H30V216H29V215H27ZM29 213H31V211H30ZM29 213H28V214H29ZM129 213H130V212H129ZM255 213H253V217L256 216ZM16 214L19 215V211H18V213H16ZM42 214H43V212H42ZM45 214H46V213H45ZM90 214H89V215H90ZM93 214H94L95 216H94ZM97 214H98V213H97ZM116 214H117L118 217L112 218V216H116ZM171 214H173V215L171 216ZM22 215H23V214H22ZM22 215L20 214V216H22ZM16 216H17V215H16ZM25 216L23 215V217H25ZM34 216H35V215H34ZM40 216H41V214H40ZM45 216H48V217H49L48 214L45 215ZM45 216H44V217H45ZM139 216H140V218L144 216V219L147 220V221L145 220V222H144V226H145V227H144L143 224L140 223V221L138 220V217H139ZM183 216H185V217H183ZM8 217H9V216H8ZM8 217H7V218H8ZM121 217L123 218V216H121ZM9 218H10V217H9ZM12 218H13V217H12ZM14 218H15V216H14ZM27 218H26V219H27ZM32 218L34 219V218H36V216H35V217H32ZM37 218H36V219H37ZM40 218H43V215H42ZM40 218H39L38 220H39L40 223H41V222H42V219L40 220ZM72 218H73V217H72ZM135 218H136V219H135ZM182 218L185 219V220H184V223H183V221H182V222L180 221V220H182ZM192 218H191V219H192ZM18 219H19V218H18ZM20 219H22V218H20ZM23 219H24V218H23ZM26 219H25V220H26ZM33 219H32V220H33ZM46 219H47V218H46ZM54 219H55V218H54ZM54 219H52V220H54ZM56 219H57V218H56ZM144 219L141 218L142 221H143ZM11 220H12V219H10V220H8V221H11ZM13 220H14V219H13ZM29 220H31V219H29ZM38 220H37V222H38ZM47 220L49 221V219H47ZM47 220H46V222L48 223ZM74 220L76 221V218H75ZM88 220H89V219H88ZM90 220H89V221H90ZM106 220H105V222H106ZM121 220H122V219H121ZM126 220H127V221H126ZM137 220H138L139 223L142 225V227H141L140 224H138V222H137L138 226H140L141 228H140V227H137V228H136L137 224H136V222L134 223V221H137ZM1 221H2V220H1ZM5 221H7V219H6ZM14 221L16 222L17 219H15ZM33 221H35V219H34ZM43 221H45V220H43ZM71 221L73 222V224H71ZM77 221H78V220H77ZM77 221H76V222H77ZM125 221H126V222H125ZM178 221H180V222H178ZM11 222L13 223V221H11ZM11 222H10V223L8 222V224H9V225H8V226H9L8 229H9V230H11V228H12V227H10V226L12 225ZM26 222H27V225H28V226H27L26 223H25L26 226L24 225V227L22 226V228L27 227V229H28V227L31 225V222L28 221V220H26ZM28 222H29L30 224H28ZM37 222H36V223H37ZM49 222H50V221H49ZM53 222H54V221H52V223H53ZM78 222H79V221H78ZM155 222H158V223H159L158 225H160V226H157V227H154V228L157 229V228L160 227V229H158V230H159L158 232L153 233V232H152V231H153V230H152V227L155 226V225H154ZM188 222L186 223V224H188V225H189L190 223H192V222H190V223H188ZM0 223H1V222H0ZM3 223H4V220H3ZM33 223H34V222H32V225L36 224V223H34V224H33ZM47 223H46L45 225H46V227L48 228V229H47L48 231H46V228H42V227L39 228V226H42V225H40L39 223H37L38 226L35 225L34 227H37V228H35V229H36L38 232H40V230H38V229H41V230L45 229L44 232H43V231H41V232H43V233H46V232H47V233H48V232L51 233L52 231H50V230H53V228L48 227V226H50V225H49V223H48V226H47ZM69 223H70V226H69V227H72V225H73V226H75V225L79 226V225H78L79 223L76 224V223L73 221V219H70L69 222H68V224L66 225L67 228H69V227H68ZM74 223H75V225H74ZM148 223H149V225L152 223L153 226H152V224L150 225V226H152V227H150L149 225L146 226L145 224H148ZM177 223H178V224L181 223L182 226H183V225H185V226L182 227V226H180V224H179V226H180L179 228H176V227L172 226V224H174L175 226H177V225H178ZM194 223H195V222H194ZM225 223H226V222H225ZM6 224H7V223H6ZM15 224H16V223H14V225H15ZM42 224H44V223H42ZM131 224H132V226L136 225V226H135V228L137 229V230L135 229L136 231H131V230L128 231V227H130ZM133 224H134V225H133ZM222 224H224V223H222ZM222 224H221V225H222ZM226 224H228V226L230 225L231 228L235 226V223H233L234 226L231 225V224H229V223H226ZM3 225H4V224H3ZM3 225H2V226H3ZM14 225H12V226H14ZM51 225H52V224H51ZM123 225H124V226H123ZM203 225L201 224V226H203ZM221 225H220V226H221ZM224 225H225V224H224ZM224 225H223L222 227H224ZM6 226H7V225H6ZM77 226H76V228H75V227H72V228H74V229L70 228V229H72V232H71L70 229H68V231L71 232V234H70V236H69V234H68L67 236H68L69 238H70L71 236H73V235L75 236V238H74V236H73L72 239L70 238V240H72V241H75L76 239H80V238H81V237L79 238V237L76 236L77 234H76L75 232L78 231ZM117 226H118V228H116ZM119 226H123V228L120 227V228H121V229H120ZM126 226H127V228H126ZM132 226H131V227H132ZM170 226H171V227H170ZM191 226H192V225H191ZM191 226H190V227H191ZM193 226H192V227H193ZM207 226H208V227H207ZM209 226H210V228H209ZM225 226L227 227V225H225ZM0 227H1V226H0ZM4 227H5V226H3L2 228H4ZM44 227H45V226H44ZM51 227H52V226H51ZM79 227H80V226H79ZM79 227H78V228H79ZM100 227H101V228H100ZM114 227H115V228H114ZM169 227H170V228H169ZM172 227H173V228H172ZM181 227H182V229H181ZM190 227H189V228H190ZM199 227H200V225H199ZM199 227H198V228H199ZM222 227H221V228H222ZM226 227H224V228H222V229L220 228V229L223 230V229H225ZM49 228H50V229H49ZM67 228H66V229H67ZM124 228H126V229H124ZM133 228H134V227H132L131 229L134 230ZM138 228H139V229H138ZM168 228H169L170 231H168ZM171 228H172V229H176V230H174L175 232H176V231H179V230L181 229V230H180L181 232H180V231H179V232L182 233L183 235H186L187 237H188V235H189V237H188L189 239H187V237H185V236H182V234L179 235L178 232H176V233H177L179 236H178L175 232H174V234H173V231H172ZM194 228L196 229V227H194ZM200 228H202V227H200ZM200 228H199V229H200ZM12 229H13L12 231H15V230H14V227H13ZM18 229H19V228H18ZM75 229H76L77 231H76ZM99 229H101V230L99 231ZM155 229H154V231H155ZM3 230H4V229H3ZM19 230H20V229H19ZM21 230H24V229H21ZM120 230H121V231H120ZM122 230H123V231H122ZM149 230H150V232H149ZM187 230H186V231H187ZM200 230H201V229H200ZM5 231H6V232H3V231L1 230V232L5 233V235H6L7 232H9V231H7L6 229H5ZM12 231H10V232H9V235L7 234L6 236H8V237L11 236V237H12L13 235H10ZM24 231H25L27 234L30 233L29 231H26V229H25ZM68 231H65V233H67ZM108 231H110L111 234H110V232H108ZM114 231H116V230H114ZM171 231H172V234L169 233V234H170V235H169V237H170L169 239H174V238H175V240H177V239L179 240V237H180V240L182 239L181 241H183V238L185 237V239L188 240V243L185 242V241H187V240H185V239H184L185 241H183V242L179 241V242L182 243V244H184V247H186L185 245H189L190 247H192L191 245L194 244V245H195V246H194V249H196V252H197V251L199 252V250H200L199 253L197 252L199 255H198V254L195 255V250L193 249V247L190 248L189 246H187L188 249H190L192 252H190V251L188 252V251H187L188 249L186 250V249H184L183 247H182V248L184 249V251L181 250L182 248L180 249L181 246L179 245V242L176 243L175 246L178 245V247H179V249H180L181 251L177 248V246H176V248L180 251V253H179V251H178L177 249H175L174 247H173L174 249L171 248V247H170V244H166V241H167V239H168V232H171ZM205 231H206V232H205ZM17 232H18V231H17ZM17 232H14L13 234L16 233L15 235H17ZM21 232H23V231H21ZM21 232L19 231L18 234H19V236L22 238V236H23L24 234H23V235H20ZM81 232H82V230H81L80 232L78 231V233H81ZM107 232H108V233H107ZM132 232H135V233H133L134 235L131 234ZM148 232H149V233H148ZM23 233H24V232H23ZM33 233H34V232H33ZM35 233H37V232L35 231ZM115 233H116V232H115ZM243 233H244V232H243ZM245 233H246V232H245ZM245 233H244V234H245ZM72 234H73V235H72ZM84 234H85V232H84V233L82 232V233L80 234V236H84ZM97 234H96V235H97ZM119 234H118V235H119ZM244 234H243L242 236H244ZM246 234H249V233H246ZM34 235H35V234H34ZM64 235H65V234H64ZM172 235H174V237H172ZM176 235L178 236V238H176V237H177ZM255 235H256V234H255ZM262 235H263V234H262ZM19 236H17V237H19ZM24 236H26V235H24ZM29 236H32L31 233H30V235H28V237H29ZM97 236H98V235H97ZM102 236H104L105 239H104ZM132 236H133L134 238H133ZM175 236H176V237H175ZM181 236H182V238H181ZM246 236H247V235H246ZM246 236H244V237H246ZM257 236H258V235L254 236V239L260 241V242L257 241V243H262V242L264 241V238H259V237H260V234H259V237H258V239H257ZM263 236H264V235H263ZM263 236H262V237H263ZM171 237H172V238H171ZM190 237H191L192 239H191ZM239 237L241 238V236H239ZM239 237H238V238H239ZM249 237L252 238L253 236L248 235V238H249ZM255 237H256V238H255ZM12 238H14V237H12ZM32 238H33V236L31 237V239H32ZM50 238H52L53 241H56V240H54V239H55L54 237H50ZM53 238H54V239H53ZM112 238H113V237H112ZM126 238H127L128 244H130V240H132V238H133L132 241H136V242H134V243H136V245H140V247L138 246L139 248H135V247H137V246H136V245L134 246L133 242L131 241V243L133 244V245H132V246H133V249H132L131 247H129V246H131V244H130V245H127V241H125ZM128 238H129V240H128ZM130 238H131V239H130ZM14 239H15V238H14ZM22 239H23V238H22ZM24 239H25V238H24ZM26 239H27V238H26ZM31 239H29L30 241H28V240H23V241H20V240L17 241V240H15V241L17 242V245H18V243H19V241H20L19 245L21 246V248L23 249V251H25V250H27L26 247H28V246H32V244H34L35 241H36V240H34V239H35V236H34V238H33L34 241H32V242H34V243L31 242ZM97 239H98V237H97ZM97 239H96V241H98ZM103 239H104V240H103ZM124 239H125V240H124ZM142 239H144V241H142ZM148 239L151 241V244H152L151 246H150V245H144V244H143L144 242H145V243H146L147 241L149 242ZM190 239L192 240V244H191L190 241H189ZM234 239H235V238H234ZM234 239H233V243H232V244H234V246H235V245L237 246V244H238V245H240V246L242 247V245H241L240 243H243V242H244V239H245V241H247L246 238H244L243 240L240 239V243H239V241L237 242L238 239H236V240H234ZM259 239H260V240H259ZM262 239H263V240H262ZM11 240H12V239H11ZM49 240H50V242H52L51 239H49ZM70 240H69V241H70ZM110 240H111V239H110ZM137 240H138V241H137ZM178 240H177V241H178ZM205 240H206V241H205ZM241 240H242L243 242H242ZM248 240H249V239H248ZM256 240H255V241H256ZM15 241H13V242H14L13 244H16ZM27 241H28V242H27ZM57 241L59 242V240H57ZM57 241H56V243H57V245L59 246V244H61L62 241H60L59 244H58ZM111 241H112V240H111ZM111 241H110V242H111ZM124 241H125V242H124ZM139 241H141V244H138ZM177 241H176V242H177ZM197 241H196V242H197ZM204 241H205V242H204ZM235 241L237 242V244L235 243ZM0 242L3 243V241H0ZM29 242H31V243H29ZM168 242H170V241H167V243H168ZM193 242H194V243H193ZM202 242H204V243L202 244ZM230 242H232V241H230ZM251 242H253V241L251 240ZM27 243H29V245H26ZM96 243H99V242H96ZM139 243H140V242H139ZM186 243H187V244H186ZM189 243H190V244H189ZM249 243H250V242H247L248 245H249ZM257 243L255 242L254 245H257V246H258L259 244H257ZM3 244H4V243H3ZM3 244L0 243V246L2 245V247H4ZM51 244H52L53 247H54L53 242L50 243V245H51ZM99 244H101V241H100ZM103 244H105V243H103ZM109 244H110V243H109ZM142 244H143L144 246H146V248L144 247V249H145L147 252L149 251L148 248H149V247L151 248V247L153 246V251H155V253H153L152 249H150V251H152V252L149 251V254H150V255H148V253H147V255L145 254L146 256L144 255V256L139 257V260H138V259H135L136 261H133L134 259H131L132 256H130V253H132V250L135 249V251H136V249H139V251L141 252V255H142V253H145V252H144L145 250L142 249V248H143V245H142ZM146 244H147V243H146ZM148 244H149V243H148ZM182 244H181V245H182ZM197 244H198V243H197ZM4 245H5V244H4ZM11 245H12V244H11ZM11 245H10V246H11ZM19 245H18V246H19ZM34 245H35V244H34ZM34 245L32 246V247H33V250L36 249V247H35ZM52 245H51V247H52ZM57 245H55L54 248H53V247L50 248V250L52 249L53 252H57V251H55V250L58 248V249H57V250H58V253H60V252L63 253V251H60V252H59V250H60L61 247L59 248ZM166 245H167V247H168V245H169V247L167 248ZM204 245H205V246H204ZM228 245H229L230 247H233L230 243H228ZM228 245H225V246H228ZM243 245L245 246V244H243ZM250 245L252 246L251 243H250ZM262 245H263V246H262L261 248L264 247V244H262ZM18 246L15 245V251H11V250H10L11 252H16V253H13V254H12V253L10 254V253H9L10 251L8 252V250H9V249H12V247L14 248V246L10 247L8 250H3V249H1L2 247H0V261H1V260L4 261V260L6 259V256H8V253H9V254H10V255H9L10 258L8 257V258H7V261H4L5 264L9 261L8 259H11L10 261H12L13 264H14V263L17 264L18 262L20 263L21 260H22V261H25V260L27 261V259H28L29 257H30V259L33 260V261H34L33 258H35V263L37 262V263L41 264V262H38V259L36 260V256L39 257V258H40V257H45V253L47 252V251H46L45 253H40L41 256H40V254H39V256H38L37 253H39L40 250H38V251L36 250V251H37V252H36V251H33V250L31 249V248H32V247H31L30 250H32L33 252H32V251H31V252L29 251V252H30V253H29L28 250H27L26 252L29 254V256H28V254H27V256H28V257H27L26 254H24V252H22V251L20 250L21 248H18ZM104 246H105V245H104ZM257 246H256V247H257ZM5 247H6V246H5ZM5 247H4V248H5ZM16 247H17L18 249H17ZM34 247H35V248H34ZM141 247H142V248H141ZM187 247H186V248H187ZM196 247L199 248V249L197 250ZM246 247H248V246H246ZM258 247H260V246H258ZM258 247H257V248H258ZM110 248H108V250H110ZM112 248H114V249H112ZM254 248H255V247L253 246V250L256 251L257 248H255V249H254ZM5 249H6V248H5ZM62 249H63V248H62ZM62 249H61V250H62ZM129 249H130V250H129ZM140 249H142V251H141ZM147 249H148V250H147ZM170 249H172L173 251H172V250L170 251ZM192 249H193V250H192ZM202 249H203V250H202ZM210 249H211V250H210ZM210 249H208L209 251L206 249L207 252H206V251H205V253L202 252V254L199 256V258H200V257L202 258L203 254H204V255H205V256L203 257L204 260L202 259V261H201V258L198 259L197 257H194V258H197L198 261H197L196 259H193V261L196 260L197 263L199 262V263H202V264H209V261H210L211 257H212V258L214 257L213 259H215V260H211V262L213 261L212 263H214V262H218V264H220V263H221V264H223V263L226 264L227 262H230L231 259L233 260L232 257H234V256H232V255H234V254L236 253V251H232V252H235V253L231 254L232 257L230 256V258H229V255H230V254H229V251H231L230 249L233 250V248H228V249H229V251H228V250L226 249V247H225V250H226L228 253H226L225 250L223 249V251L221 252V253L223 254V256H221L222 254H219L220 252H218V254H219L222 258L225 257L226 254H228V256L225 258V259H226V263H225L224 258H223V259H221V257L218 258L217 256H219V255L215 254V252H212V254H211L212 256L209 255V256H210V257H209L208 254H210L212 250H213V251H216V250H217V249H213V248H210ZM244 249H245V247H244ZM248 249H249V250L251 249V252H253V251H252V248H248ZM12 250H13V249H12ZM16 250H17V251H16ZM19 250H20V251H19ZM50 250H48V251H50ZM175 250H176L180 255H181V254H182V255L180 256L179 254L176 253V254H177V258H173V257H174L173 255L175 254V253H174ZM234 250H235V247H234ZM245 250H246V253H244V254H247L249 250H247V249H245ZM245 250H244V251H245ZM259 250H260V249L257 250V254H256V256L258 255V251H259ZM261 250H263V249H261ZM261 250H260V256H259V257H262V256H261V253H262ZM5 251H7L8 253L5 252ZM18 251H19V252H18ZM129 251H130V253H129ZM135 251H133V253H134V254L132 253L133 255H136V252H135ZM168 251H169V254H167ZM218 251H220L219 248H218ZM238 251H240V250H238ZM17 252H18V253H17ZM21 252H22V255H21ZM34 252L36 253V255H35ZM41 252H44V251H41ZM114 252H113V254H114ZM171 252L174 253V254H173V255H170V254H172ZM187 252H188V253H187ZM216 252H217V251H216ZM223 252H224V253H223ZM6 253H7V254H6ZM31 253H32V255H30ZM164 253H165V254H164ZM193 253H194V254H193ZM206 253H207L208 258H210V259L207 258ZM225 253H226V254H225ZM15 254H16V256H15ZM17 254H18V256H17ZM23 254H24V255H23ZM43 254H44V255H43ZM47 254H49V255L51 254V255L53 256V254L55 255V254H57V253H53V254H52L51 252H48ZM47 254H46L45 259H47ZM132 254H131V255H132ZM192 254H193V255H192ZM213 254L216 255V256H214ZM224 254H225V255H224ZM248 254H249V253H248ZM33 255H34V256H33ZM51 255H50V256H51ZM139 255H140V254H139ZM162 255H163V256H162ZM178 255H179V256H178ZM249 255H252V254L250 253ZM263 255H264V254H263ZM11 256H12V257H11ZM20 256H22V257L25 256V257H24L25 259H24V258H21ZM31 256H33V257H31ZM55 256H56V255H55ZM57 256H59V255L57 254ZM57 256H56V258H57ZM127 256L130 257V258H127ZM186 256H184V257L186 258ZM247 256H248V255H247ZM175 257H176V255H175ZM205 257H206V258H205ZM248 257H249V256H248ZM50 258H51V259H52V258L55 259L54 256H53V257H50ZM50 258H49V259H50ZM216 258H218V259H216ZM262 258L264 259V256H263ZM262 258H260V260H261ZM40 259H43L44 262H45V259H44V258H40ZM40 259H39V261H40ZM54 259L51 260V261H52V262H51L52 264H53V260H54ZM127 259H128V260H127ZM129 259L132 260L133 263H130V262H129V261H130ZM169 259H170V260H169ZM175 259H176L177 261H175ZM187 259H186V260H187ZM220 259H221V260H220ZM228 259H229V261H228ZM263 259L261 260V262L263 261ZM191 260H192V259H190V260L188 259L187 262H188V261H191ZM217 260H218V261H217ZM26 261H25L24 264H26ZM33 261H29V264H30V263L33 264ZM132 261H131V262H132ZM168 261H169V262H168ZM193 261H191V262H193ZM220 261H221V262H220ZM222 261H224V262H222ZM235 261H238V260H237V259H236V260H233V263H234V264H235ZM12 262H11L10 264H12ZM16 262H17V263H16ZM42 262H43V261H42ZM44 262H43V263H44ZM111 262H112V261H111ZM182 262L185 263L186 261H182ZM187 262H186L185 264H188V263H189V262H188V263H187ZM191 262H190L189 264H191ZM194 262H195V261H194ZM194 262H193V264H197L196 262H195V263H194ZM211 262H210V264H212ZM8 263H9V262H8ZM8 263H7V264H8ZM19 263H18V264H19ZM21 263H22V262H21ZM21 263H20V264H21ZM27 263H28V261H27ZM35 263H34V264H35ZM199 263H198V264H199ZM233 263H232V261H231V263H229V264H233ZM237 263H238V264H241V262H236V264H237ZM243 263H244V262H243ZM243 263H242V264H243ZM247 263H248V262H247ZM247 263H246V264H247ZM0 264H1V263H0ZM2 264H3V263H2ZM45 264H46V263H45ZM134 264H135V263H134ZM244 264H245V263H244ZM262 264H263V263H262Z\"/></svg>",
    "mask_w": 264,
    "mask_h": 264
}]
</instances>
